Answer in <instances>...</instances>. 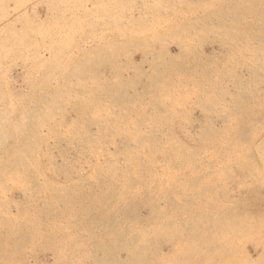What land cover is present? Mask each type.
<instances>
[{
	"label": "rangeland",
	"instance_id": "1",
	"mask_svg": "<svg viewBox=\"0 0 264 264\" xmlns=\"http://www.w3.org/2000/svg\"><path fill=\"white\" fill-rule=\"evenodd\" d=\"M234 2H236L237 5H239V4L245 5V4L253 3V4H251L250 8H248V10H246L247 9L246 8L244 13H243V14H245L244 17H246V18L243 21L245 23L244 24L245 26L243 25L244 27L241 28L242 30L241 29L239 30V28L238 29L234 28L232 30V32L236 36L233 33H231L229 30H224V29L219 28L220 22L218 21L219 23H217L216 22L217 20L214 21V18H213L216 16V14L220 16V14L222 13L221 15H223L225 10L229 6H231L232 4H235ZM254 5H255V8H254ZM252 8L254 9V12L252 11L253 10ZM249 10H251L253 13H251V11H250V14H249ZM198 17L199 18H205V20L207 19L205 22V26H203V30L198 29V31H197L194 29L192 30L191 27L187 28L189 26L188 25L189 23H187V22L189 20H192V19H194V20L198 19ZM263 17H264V0H0V108H1L0 109V182H2L0 184V191H1L0 192V200H1L0 201V264H50V263L51 264H56V263L57 264H63L61 261L58 262V260H60L61 256H62L60 254L61 252L59 251V247H61V245H63L61 248L67 247L69 249H72V248L74 249V246H76V245L78 246V247L76 246V248H75L76 250H78V253H77V251L70 252V254L67 252L66 253L67 257H70L68 255H71V258L72 257L73 258H79L82 256L81 255V253H82V254H84L82 257L86 258L85 262H87L88 264H94L93 262H95L97 259H99L98 261L101 262L99 264H103V263L105 264V263L109 262L107 260H110V257L112 255L111 254L109 255L105 249L101 250V248L103 247V243H104V246L107 247L109 245V247L112 248V246L114 245L113 241L117 240L118 238L121 240L122 235H123L122 240H126L128 237V239H127L128 241L131 239L130 240L131 242L136 243L137 240L140 238L141 232L146 233L145 237H147L148 239L144 237L145 241L150 240L149 242H152V243H149L147 241L148 246L153 247V248L147 247L148 248L147 249V256L155 253L154 254L155 256L152 255L151 258H150V256L147 257L146 264H159V263H161V264H264V100L262 101V98H264V85H261L262 83L258 82L264 76V74H262L263 71L262 72H260V70L258 71V69H260V67L262 66L261 64L264 65V61L263 62L262 61L260 62V60H259V62L256 61V63L257 62L259 63L258 64L259 68L256 66L257 64H255L253 66V64H251L249 62L250 63L249 65L251 67H253V70H255V72L251 71L252 69H250L249 72H251L250 75H252V76L246 75L248 73V68H250V66L247 67L248 64H246V59H248L249 56H250V58L248 60L252 59L250 54H252V56H253V52L251 50L255 51L256 45H255V47L251 46V47H253L251 49L249 46H247V44L244 41L241 42V41L236 39V38H238V36H239L238 34H240V32H244V33L247 32L248 29L246 26L250 25L252 23H253V25H255V23H256V25L259 24L258 26H259L260 30L264 31V28L261 29L262 25H264V20H263L264 18ZM256 19H257V21H256ZM251 20L252 21L254 20V21L252 22ZM262 20H263V22H262ZM258 21H259V23H258ZM212 24H214V25H212ZM216 24H218L217 27H216ZM180 25H182V26H180ZM184 25L187 27H185ZM208 25L209 26L211 25V26L208 27ZM181 27H183L184 30ZM184 27L187 28V30H185ZM212 27H213V29H211ZM244 28L246 29V31L244 30ZM188 29H189V32L192 34H190L189 32H188L189 35L187 34ZM206 30H208V31L210 30V31L208 32ZM238 30L240 32H238ZM199 31H202V32H200V34H199ZM212 31H215L217 34L215 32H212ZM251 31H253V30H251ZM254 31H256V29H254ZM262 31H261V33H262ZM177 32H179V33H177ZM196 33H198V34H196ZM230 33L233 36H231ZM187 35H188V37H186ZM200 35H201V37H199ZM262 35H263L262 36V39H263L264 32L262 33ZM190 36H191V39L189 40ZM192 36H194L195 38ZM234 36H235V38H234L235 41L237 40L235 42V44H233L234 42H232ZM173 37H174V39H173ZM186 38L188 41L186 40ZM176 39L179 42H177ZM180 40L185 41V44H184V42H181ZM230 40H231V42H230ZM190 41H191V44L189 43ZM243 42L246 45H244ZM179 43H180V45H179ZM193 43H194V45H193ZM225 43L227 45L229 44L230 46L229 45L227 46ZM182 44H184V46H182ZM231 44L234 47H232ZM231 48L232 49L237 48V49L231 50ZM111 50L112 51L114 50V53L111 52ZM234 50H235V52L238 51V53H236L238 55H236L235 52H233ZM244 50H246L247 52H245ZM190 51H192L191 53L193 55L190 53ZM94 52H96V53L94 54ZM97 53H98V55H97ZM241 53H243V55ZM102 54H103V56L101 57ZM206 54L208 56H206ZM232 54L234 56H231ZM245 54L246 55L248 54L249 56H246ZM263 54L264 53H262L261 56L264 58ZM92 55H94V56H92ZM254 55H255V53H254ZM95 57H97V58H95ZM207 57H209V58H207ZM186 58H188V59H186ZM230 58H232V59H230ZM195 59L198 60V62H196ZM235 59H239L240 62L235 60ZM86 61H87V63H86ZM201 61L203 63H200ZM205 61L207 63H205ZM232 61H234V62L236 61V63H234ZM84 62L86 64H84ZM237 62H239V64ZM154 63H155V66H157V67H155L156 69L154 68ZM182 63H183V65H182ZM216 63H218V64H216ZM78 64H83L86 67H87V65H90L87 69L89 71L85 72V74L82 75L83 77H81V76L78 77V75L74 76V75L79 73V70H78L79 65ZM104 64H106V65H104ZM158 64L160 65V67ZM167 64H169L167 66V69L169 67L168 70L166 69V67H164V65L166 66ZM176 64L178 65L177 66L178 68L176 67ZM181 65L183 67L184 72L186 71L185 73H183ZM240 65H241V67H240ZM161 66H163V67H161ZM255 66H256V69H254ZM245 67H247V68H245ZM114 68H115V71H114ZM160 68L163 69L162 70L163 72L160 70ZM71 69H76V70L72 71ZM109 69L113 70V71H109ZM116 69L118 72H116ZM261 69L264 70L263 66L261 67ZM178 70H181V71L179 72ZM158 71L160 74L158 73ZM211 71H213V72H211ZM257 71L260 72L259 73L260 78L259 77L257 78L255 75V74H257L256 73ZM71 72H74L73 75ZM113 72L116 75H114ZM188 72L191 75H189ZM204 72H206V73L204 74ZM143 73H144V75H143ZM235 73H236V75H235ZM95 74H96V76H95ZM151 74L153 77L150 76ZM197 74H199V75L196 76ZM203 74L205 76H202ZM186 75H187V77H185ZM218 75L219 76L221 75L222 78L221 77L218 78L219 77ZM245 75L247 77L244 80ZM253 75H254V77H253ZM115 76H116V78H115ZM192 76L193 77L196 76V77L193 78ZM215 76L217 77L216 79H215ZM223 76H224V78H223ZM225 76H228V77H225ZM75 77L77 78V80ZM122 77H123V80L121 79ZM172 77H173L174 83L176 82L175 83L176 88L173 85L174 84L173 81H171ZM190 77H191V79H190ZM199 77H200V79L203 78L201 80L202 82H199L200 81V79H198ZM229 77H230V79H229ZM242 77H243V81H245L244 83H246V85L245 84L242 85L239 83L240 80H242L241 79ZM248 77H250V80L247 79ZM80 78H83L81 80L83 82L84 89L85 88L87 89V87H89L88 90H90V88H94V86L97 84V82H99L100 85L104 84V85L110 86V87L107 86L108 88H110V90L108 91V92H110V94L113 90L118 89L117 91L120 90L119 92H117L118 95L119 94L123 95V97L125 95V98L127 97L125 103L123 102V104H125L124 107L127 105L126 108L122 107L123 104H120V106L117 105L118 107H116V105H112L110 103L105 102L102 104V106L104 107L102 109V112H107V111H108V113L113 112L114 116L118 117L120 119L124 116V118H122V119H124V120L126 119L125 121L131 126H134L131 124V122L134 123V122L138 121V122L144 123V124H141V126L143 125L144 128H154V126L157 125L155 127L157 129L167 130V128H168V130H170L173 127L171 135L173 134V137L177 136L176 139L178 140L177 142H178L179 147L182 145L180 147L181 149L179 147H177L178 156L176 158L178 160L175 162L174 161L175 159H174V160H172L174 162H170L171 159H165L160 154H157L154 156L155 159H153V161L146 162V164L144 163V165L142 164L144 167L141 165L142 168L140 171V175L138 173L136 177L132 176V175H131L132 177H130L129 175L127 176V174H123V176H120V178H119V180L121 179L120 181L114 182L112 180H108L107 181V182H109L108 184L106 181L102 183L101 180L106 178V177L104 176V178H103V176L101 177L97 173L91 174L90 172H85L84 174H82L81 171L77 173L76 170L78 169L77 171H79L80 169H82L84 162H82L81 160L79 162V160L76 156V153H75V149H73V148H75L73 146H76L78 143L77 141L75 142L76 136H74V135H76V131L78 130V126L83 123L84 119H83V116L81 114H80V116H78L79 113L77 110L74 109V107L73 108L71 107V105L75 106L77 103V102L75 104H73L74 102L72 103V100H73L72 97L76 96L77 94H74V92H71V90L76 91L78 89L77 91H82L83 87L80 88V85H79L80 84V82H79ZM152 78H153V80H152ZM237 78H240V79L238 80ZM71 79L77 85L75 83H73ZM114 79H116V80L114 81L115 83L113 84ZM155 79H157L158 81L160 80V81L157 82V80L155 81ZM194 79L195 80L197 79V80L195 81ZM221 79H223L224 83H227V84H223ZM227 79H229L228 80L229 82L227 81ZM231 79L234 82L237 81L235 83L236 86L240 85V87L238 86L239 90L241 89V91H239V93H241V95L239 94L240 97H238L236 95V94H238L236 92V91H238V89H237L238 87L235 86L234 82H232ZM215 80H216V82H215ZM218 80H220V81H218ZM254 80H255V82H254ZM110 81L112 82V84H110L111 83ZM178 81H179V83L180 82L183 83V85L181 84V86L185 87L184 89H182L183 87L180 86ZM191 81L193 82L194 85H192ZM250 81H252V82H250ZM120 82H122V83H120ZM149 82H150V84H149ZM165 82L167 83V85L165 84ZM184 82H186V83H184ZM194 82H196V85ZM218 82L219 83L221 82L222 83L221 86L222 87L225 86L226 88H222L223 90L222 89L217 90L216 87H214V86H217L216 83H218ZM125 83L128 85L130 84L129 86L128 85L125 86L126 90H125V88L123 89ZM210 83H211V85H210ZM68 84H70V85H68ZM142 84H144V85H142ZM147 84H149V85L147 86ZM231 84L235 88L231 87ZM249 84H250V86H249ZM71 85L73 88H74V86H76L77 88L75 87L74 89H72ZM119 85L121 87L116 88V86H119ZM135 85H136V87H135ZM150 86H151V88H149ZM168 86L170 87V90H168V88H169ZM189 86L190 87L192 86L191 89H193V90H191L189 88ZM208 86H209V88L213 89V92H211L212 91L211 89L207 88ZM67 87L68 88L70 87L71 89H68ZM134 87H135V89H134ZM177 87H179L182 90H180ZM196 87L199 90L198 92L196 90H194V89H197ZM202 87H203V89H202ZM121 88H122V90H121ZM171 88H173V89H171ZM227 88H228V90H227ZM67 89L69 91H67ZM177 89H179L181 92L184 90L185 92L183 91L181 93ZM208 89H209V91H208ZM251 89H252L253 93H252V91H250ZM262 89H263V91H262ZM214 90H216V91H214ZM256 90L259 91L260 93L257 92ZM121 91H123V94L120 93ZM223 91H226V92L224 93ZM243 91H244V93H242ZM254 91H256L255 94H254ZM70 92L72 93L73 96L70 94ZM108 92H106V93H108ZM177 92H179V94H177ZM186 92H188V93H186ZM196 92H197V94L198 93L201 94L203 100H205L204 98H206L205 101H207V102L203 101L200 98L201 97L200 94H198V96H196V94H195ZM215 92L220 94V95L218 96V94H215ZM222 92L224 93V95H222L223 94ZM229 92H230V94H227V95H229L231 98H230V101L228 103L229 98L225 94L229 93ZM232 92H234V93H232ZM106 93L103 92V95H106ZM165 93H168V94L165 95ZM174 93H176V94H174ZM205 93H207L209 96H212V98H214V99H211V97L208 98V95ZM231 93H232V95H231ZM262 93H263V96H262ZM170 94H172V95L174 94V96H172V98L174 97V99L168 98V100L171 101L168 104L169 101L168 100L164 101L163 97L170 95ZM182 94H183V96L184 95L185 96L183 97ZM189 94H190V96L192 94L191 98H190ZM202 94H204V96L206 95L207 97H204ZM144 95H146V97ZM68 96L71 99H69ZM129 96H130V98H128ZM133 96H134V99H132ZM137 96H138V98H137ZM143 96L145 98L142 99L141 97H143ZM222 96H224V97L226 96L225 100H227V101L223 100L224 101L223 102L222 99H224V98H221ZM236 96H237V98H236ZM246 96H247V98H246ZM255 96H256V98H255ZM259 96L262 98H260ZM62 97H63V99H62ZM170 97H171V95H170ZM217 97H218V99L220 101L219 103L221 105L220 104L217 105L218 104L217 103L218 102ZM219 97L221 98V100ZM232 97H234L233 98L234 100L232 99ZM242 97H245L247 99V101L249 100L248 102L250 104H247L246 101L241 100ZM188 98H190V99H188ZM235 98H236V100H235ZM257 98H258V100H256ZM259 98H260L261 102L259 101ZM53 99H55L56 101H54ZM136 99H138V100H136ZM181 99H182V101H181ZM197 99H199V100H197ZM46 100L47 101L51 100V101L48 103ZM69 100H71L70 104H69ZM160 100H163L165 102L163 105L164 109L166 108V105L168 108H166L165 110H162L163 109L162 106H160L159 108H156L159 105V102H161ZM215 100L217 102H215ZM139 101H142V102L140 103ZM197 101H198V103H197ZM236 101H238V102H236ZM44 102H45V104H44ZM53 102H54L55 106L52 104ZM199 102H200V104H199ZM153 103L155 104V106L151 105ZM174 103H176V104H174ZM204 103H207V104H204ZM251 103H253L254 105ZM56 104H58V105L56 106ZM59 104L61 106L63 104L64 105L61 108V106ZM148 104H150V105H148ZM234 104L235 105L237 104V105L235 106ZM129 105H130V109L133 108L132 110L128 109ZM137 105H138V107H137ZM238 105H240V106H238ZM43 106H44V108H42V110H41L40 108ZM49 106H50V108H49ZM51 106H53V109ZM111 107H112V109H111ZM143 107H145V108H143ZM204 107H205V109L209 108L208 109L209 111L208 110L204 111V109H203L204 112H202L201 108H204ZM232 107H233V109H232ZM135 108H136V110H135ZM178 108H179V110H178ZM224 108H228V109H224ZM229 108L231 110H229ZM34 109L37 111L34 112L35 111ZM43 109H45V110L47 109L46 110L47 112ZM113 109L115 110V112L117 114L114 113ZM119 109H121V111H123V112H121ZM140 109H141V111H140ZM172 109H173V111H172ZM144 110H146V112H144ZM166 110L169 113H167ZM170 110H171V112H170ZM176 110H178V111H176ZM42 111L43 112L45 111L44 112V114H46L45 116L42 114L43 113ZM119 111H120V113H119ZM147 111H149V112H147ZM230 111L232 113H230ZM49 112H51V113H49ZM11 113H12V115H11ZM165 113H167L166 114L167 116H165ZM203 113H205V114H203ZM207 113H210L209 116ZM225 113H226V116H225ZM229 113L231 114L230 117H228V115H227ZM134 114H136V115H134ZM154 114H156V115L154 116ZM232 115H234V116H232ZM133 116H135V117H133ZM145 116L149 117V118L152 116L153 118L151 117L150 119H148ZM154 117L156 120H154ZM165 117L168 119H170V118L173 119V120L170 119V122H171L170 124H169V120L166 119ZM73 118H74V120H72ZM75 118H77V119L75 120ZM134 118L137 121H135ZM223 118L225 120H223ZM152 119H153V121H152ZM160 119L162 120V123H161ZM191 119H193V120L191 121ZM209 119H211V121L213 120L211 122V124L214 122L212 125L216 124L215 126L217 129L225 128L226 127L225 122H227V119H228V121H229V119H230V121H232L234 119V122L237 121L238 124L233 125L234 127L231 125H228L226 128H229V126L231 129H235L236 128L235 126H238V127L240 126V127L236 128L235 132L233 131V132H229L230 134L227 133L226 135L225 134L220 135L219 139H223V141L225 142V143L220 144V142H223V141L218 140V138H215V135L213 137L211 135H209L211 138L209 136H207V138L209 140H206L207 139L206 135H208V134H206L207 133L206 131L209 130L207 128L210 126L209 125L210 123H208V125H207L208 127L206 126V124H207V122H210V121H208ZM150 120L152 123L150 122ZM157 120H159L160 122H158ZM189 120H190V122H189ZM21 121H22V123H21ZM167 121H168V123H167ZM222 121L224 122V124ZM31 122L33 123V125H31L32 124ZM37 122L38 123L41 122L43 124V126L39 125L40 123L37 124ZM192 122H194V123H192ZM195 122H197V123H195ZM155 123H157V124L155 125ZM189 123H190V125L187 126ZM70 124L72 127L70 126ZM152 124H154V125H152ZM182 124H184V125H182ZM23 125H25V127H24L25 129L23 128ZM29 125H30V127H29ZM34 125L40 126V127H36L35 130L36 131L40 130L41 132H43V134L40 133V131L38 132V133H40L43 140L40 138L41 143H40V141L36 142V143H32L33 141H31V143H30V141H29L28 144H33L32 145L33 151L31 152L30 149L28 150V154H29V157L27 158L28 160H26V163L22 165L20 163V161L17 162V160L20 159L19 158L20 152L18 151L16 146L24 143V141H25L24 136H25V134H26V136L28 135V133L25 131L30 130L31 128H33L32 126H34ZM44 126H45V128H44ZM203 126L205 127V130H206V131L204 130L205 132L203 131L205 133L204 134L205 135V141H202V140H204V135L202 136ZM215 126H213V128H215ZM198 127L201 128L202 133H199L200 129H198ZM190 129H191V131L189 133H186V131L188 132ZM53 130H55V132ZM194 132L198 133V134H196L197 137H199V134H200V137H199L201 139V140L199 139L200 141L196 140L198 138L195 136ZM45 133H47V134L45 135ZM57 134L59 137L57 136ZM189 134L191 136H189ZM228 135H230V137ZM56 136L61 141L57 140ZM188 136L192 137V138H188ZM66 137H67V139H65ZM63 139H65L66 143L64 142ZM68 139L69 140L72 139V141H69ZM190 139L192 142L191 141L189 142ZM19 140L20 141L22 140V141L19 142ZM182 140L185 141V143L181 142ZM15 141H16V143H15ZM194 141L197 143H193ZM192 143H193V145H192ZM34 145H37V147ZM212 145H213V147H212ZM38 146H39V148H38ZM33 147H35V148H33ZM192 147H194V148L192 149ZM223 147H224V149L226 147V150H224ZM188 149H190V150H188ZM202 149H204V150H202ZM211 149L212 150L214 149V152H216V155L214 154V152ZM217 149H218V151H217ZM34 150H36L35 152L37 153V156H35L36 153H35V155H33ZM39 150H40V153H39ZM45 150L50 151L54 156L52 154L50 155L49 152H48V154H47V152H46V154H44ZM62 150H63V152H62ZM67 150L70 153L67 152ZM209 150H211V152ZM29 151L31 152V155H30ZM60 151H61V154L63 153L62 154L63 157L61 156V154H59ZM71 151L74 154L71 153ZM188 151H190L191 153ZM206 151L208 154L206 153ZM223 151H225V154L227 155V157H225L226 155H224ZM226 152H228V153H226ZM183 153H184V155H186V158L183 155ZM217 153L220 155H218ZM206 154H207V156H206ZM241 154H242V156H241ZM16 155H18V157ZM44 155L46 156V158ZM47 155H49L48 158H47ZM64 155L66 157L65 160H63ZM243 155H245V157H243ZM50 156L52 158H50ZM56 156L57 157L59 156L62 159H60L59 157L56 158ZM215 156L219 159H217ZM30 157H32V158H30ZM54 157L57 160H52ZM182 157H183V159H182ZM221 157H223V158H221ZM228 157L230 159H228V161H227L226 159ZM12 158H14L15 160ZM42 158H44V159L42 160ZM159 159H161L163 161H161ZM220 159H222V160H220ZM235 159H236V161H235ZM240 159H242V160L244 159L243 161L245 163ZM49 160H51V161H49ZM164 160L165 161L168 160V162L166 163ZM238 160H239V162H238ZM28 161L30 162L31 166L29 165ZM68 161H70V162H68ZM219 161H221L222 163ZM229 161H230V164H229ZM47 162H49V163L53 162V163L48 165L49 163H47ZM72 162H76V163L74 164ZM78 162L80 163V165H78ZM177 162H179V163H177ZM231 162H232V164H231ZM44 163H46V164H44ZM59 163H61V164H59ZM63 163L64 164L67 163L68 166L63 165ZM71 163L73 164V166H71V167L75 166L76 170H75V168L69 169V167H70L69 164H71ZM216 163H218L219 165ZM43 164L46 166V168L44 166L45 169H43ZM55 164H57L58 166L55 167ZM81 164H82V166H81ZM224 164H225V166H223ZM25 165L26 166L28 165V166L26 167ZM32 165L34 167H32ZM60 165H62L63 168H65L66 166L67 167L64 170L63 169L59 170L60 168H62V167H59ZM161 165H163V166H161ZM169 165L171 166L172 169L170 168ZM229 165H230V167H229ZM11 166H12V168H11ZM18 166H20V167H18ZM159 166H161V167L159 168ZM173 166H174V168H173ZM215 166H216V168H215ZM16 167H17V169H15ZM47 167H49V171H47L48 170ZM53 167H55V170L53 169ZM165 167H167V168H165ZM168 167L171 170H169ZM175 167H176V170H175ZM29 168H30V170H29ZM56 168L57 169L59 168L58 173L61 175H58V173H56L57 172ZM161 168H162V170L164 169L163 172H162V170H160ZM180 168H181V170H180ZM23 169L24 170L26 169L25 172ZM15 170H17V171H15ZM21 170H23V171H21ZM53 170H54V172L52 174ZM69 170H71V171H69ZM144 170H146V171H144ZM168 170H169V172H168ZM220 170L224 174H222ZM28 171L30 173L31 172L32 173L30 174ZM36 171H38V172H36ZM214 171H219L220 173L216 172L217 174L214 175L213 174V173H215ZM5 172H7L8 174ZM9 172H10V176H9ZM27 172H28V174H26ZM48 172H50V173H48ZM66 172H67V174H65ZM72 172H73V178L74 179L70 178V177H72ZM170 172L171 173L173 172V173L171 174ZM18 173H20L19 176H18ZM75 173H77V174H75ZM79 173H81V174H79ZM141 173L143 176L141 175ZM168 173L174 177H172ZM13 174H14V176H13ZM25 174L29 175V176H26ZM40 174L43 175L44 178L43 177L40 178L41 177ZM49 174H50V176H49ZM70 174H71V176H70ZM177 174H179V175H177ZM30 175H31V177L32 176L36 177L37 181L35 179H34L35 181L32 180ZM45 175H46V177L48 175V177L46 178ZM51 175H53V176H51ZM56 175H58L57 176L58 180H56L57 179ZM154 175H156V176H154ZM78 176H80V177H78ZM140 176H141V178L144 177V179L139 178ZM151 176H152V178H154L153 179L154 181H152ZM178 176H179V178H177ZM218 176L221 177L220 180L222 179L221 183H220L219 179H217ZM9 177L11 179H15V178L19 177L18 179H15L19 183L15 182L14 180L9 179ZM20 177H22V180ZM49 177H52V181ZM68 177L70 180L67 179ZM133 177L135 180L137 178V180L133 181ZM159 177H161V178H159ZM26 178H28L30 181ZM38 178H39V182H38ZM108 178H110V177L107 176L106 179H108ZM155 178H157V179H155ZM23 179H25V180H23ZM47 179H49L48 182H47ZM97 179L98 180L100 179V180L97 181ZM127 179H128V182H130L129 183L130 185L126 181ZM42 180H44V181H42ZM74 180H76L77 182ZM84 180H86L85 181L86 183L84 182ZM124 180L126 183L124 182ZM141 180H142V182H141ZM157 180H158V182H157ZM172 180L174 182L178 180L177 182L179 184L174 183ZM12 181H13V183L14 182L15 183L13 184ZM26 181L29 183L27 184ZM32 181L34 183L36 182L37 184L33 183V186H32V183H31ZM45 181L48 184H45L46 183ZM50 181L54 182V184L50 183ZM42 182H44L45 186L41 185V187H43L41 189V187L38 185V183L43 184ZM68 182H69V186H68ZM123 182L126 185H124ZM138 182L141 183L140 186H139ZM3 183H5V184H3ZM22 183L24 185L26 183V185H25L26 188H24L25 186ZM114 183H115V185H114ZM136 183H138V184H136ZM210 183H211V185H210ZM218 183H219V185H218ZM17 184H19V185L22 184L21 185L22 188L18 187L19 185H17ZM55 184L57 186L60 185L59 189L57 186H55ZM75 184L77 185L76 187H75ZM109 184H111L113 187L110 186ZM134 184H136V185H134ZM154 184H156V185H154ZM1 185H3L4 187ZM15 185H17V186H15ZM27 185H29V186H27ZM35 185L36 186L38 185L39 187H35L36 188L35 189L34 188ZM49 185L52 186V188H54L53 189L54 191L51 190L52 192H57L56 194L59 193L57 195V197L62 196L65 199H68V198L70 199L71 194L77 195V199H78V201H80V203L78 204L79 206L89 204L88 201L85 200V197H84L89 192L90 193L93 192L94 193V194L92 193L93 197H95L94 195H97V198L102 200V201L97 200L95 205L93 204L95 207L97 206L96 208H94V210L96 212L95 211H94V213L92 212L90 218H85L86 215L83 214L81 211H77L80 213L77 214V217L72 218L71 217L72 213L70 211V207H68L69 208L68 209L65 206L66 208L62 209V208H64V205H61V207H59L57 209L58 211H61V212H58L57 210L54 211L55 214H54V212H52V214L55 218L52 216V214L50 216H47V217L45 216V219L47 218V221L44 222V225H45L47 231H45V236L42 239H40L39 236H36L34 238L33 242H31L30 240L28 241V238H26L28 236V232H26V234H27L26 235L25 230H24V232L21 230H19V231L16 230V232H12L13 231L12 227L19 228V227H23L24 225H25L24 228H27V230H28V226L30 224L29 222L33 220L32 218H34L35 215H37L35 217L38 218V213L36 212V214H35L32 211V208H29V207H31V204L34 206H35V204H36V206L38 205V202L36 200L34 202V200H32L31 197H34L36 199L38 198L37 200H40L43 197L46 198L47 192L49 190L47 188V186H49ZM102 185H105V186H102ZM141 185L142 186L147 185V186H145L144 187L145 189H144L141 187ZM99 186L104 187L105 191H107L109 189H110L109 191H111L112 188H114V190L117 189V191L115 190L117 193H116L115 197L113 198V202L111 199L104 200V199H101V197L99 198L98 195L100 194V189H101V188H99ZM116 186L118 188H116ZM128 186H133V187H128ZM215 186H217V189H215L216 188ZM1 187H3L2 190H1ZM5 187H7L9 189V191L7 188L4 189ZM9 187H11V188H9ZM29 187L31 190L29 189ZM45 187H46V190H45ZM64 187H65V189H64ZM73 187H74V189H73ZM123 187H125V188H123ZM126 187H128L129 189ZM152 187L154 190L152 189ZM70 188H72L73 190ZM23 189L29 190V191H27L28 193L26 192L27 198L24 197L23 192L25 190H23ZM43 189H44V193H42ZM97 189H99V190H97ZM130 189H131L130 192H132L133 194L131 193L129 196V193H130L129 190ZM148 189L150 192L148 191ZM21 190L23 191L22 193H21ZM33 190H35V191H33ZM64 190H65V192H64ZM144 190H145V193L148 194V195L147 194L145 195V193H144L145 197L143 195ZM66 191H68V192H66ZM74 191H75V193L78 191H79V193L84 192L83 198H82L81 194H79V193L75 194ZM4 192H6V193H4ZM7 192H9V193H7ZM96 192H97V194H96ZM121 193H123V195L125 194V197L124 196L121 197L120 196ZM200 193L202 194V196H200L201 195ZM2 194L3 195L5 194V195L1 196ZM29 194H31V195H29ZM37 194L40 196L38 197ZM43 194H44V196H42ZM68 194H70V195L68 196ZM179 194H181V197ZM183 194H185V196ZM192 194H193V196H192ZM195 194H198V196ZM28 195L30 198H28ZM66 195H67V197H65ZM175 195H176L177 199H176ZM186 195L188 197L189 196H191V197L188 198ZM126 196H128V197L126 198ZM150 196L152 198H150ZM192 197H194L193 198L194 200L192 199ZM195 197L196 198L198 197L199 200H198V198L196 199ZM129 198H130V200H131V198L132 199L134 198V199H133V201L132 200L130 201ZM149 198L151 200L153 198L154 199H153V201H150ZM10 199H11V201H10ZM27 199H29L30 202ZM122 199H123L124 203L120 202V201H122ZM126 199L128 200V202ZM4 201L5 202L7 201V202L5 203ZM9 201L12 203H10ZM22 201L25 203L24 205H23ZM26 201L29 202V204ZM143 201L145 202V204H143L144 203ZM148 201L151 203H149ZM133 202H135V203H133ZM152 202L154 204L157 203V205L155 204V206H157V207L160 206V208L158 207V210H156V207L154 206V204ZM164 202H165V205H164ZM185 202L188 206L185 205ZM13 203H15V204H13ZM20 203H22V205ZM107 203H110V204L115 203V204H113L114 206L113 205L110 206ZM116 203H117V205H116ZM118 203H121V204H118ZM132 203H133V205H132ZM173 203H176L178 207L176 206V204L174 205ZM2 204H3V206L4 205L5 206L3 207ZM6 204L8 205V207L6 206ZM140 204H141V206H140ZM150 204H151V206H150ZM152 204H153V207H152ZM181 204L183 206L185 205L187 207H183ZM14 205L18 207V208H16L17 210H15ZM19 205H21L20 206L21 209H20ZM122 205H123V207H121ZM26 206L28 209H26ZM135 206L137 209L134 208ZM174 206H176V207H174ZM23 207H25V208L23 209ZM108 207H110V208H108ZM112 207H114L113 210H112ZM115 207L117 208V211H116ZM104 208H108V209L106 210ZM119 208H121V209H119ZM138 208H139V211H138ZM143 208H145L146 211L143 210ZM29 209H30L31 216L29 214V211H27ZM181 209H182V211H181ZM66 210H68V212H66ZM109 210L111 211V213H109L110 212ZM149 210H151L152 212ZM10 211H12V212H10ZM69 211L71 214L69 213ZM118 211H119V213H118ZM135 211L137 213H135ZM148 211H149V213H148ZM156 212L159 214L156 215ZM25 213H28L27 216L25 215ZM32 213H34L35 215ZM112 213H113V215H112ZM114 213L116 214V216ZM132 213H133V215H132ZM138 213L140 214L139 217L136 215ZM154 213H155V215H154ZM102 214H103V216H102ZM148 214H150V216ZM32 215H34V216H32ZM81 215H83L84 217H82ZM96 215H97V217H96ZM134 215L137 217H135ZM51 216H52V218H51ZM109 216L111 217V219H108ZM113 216H114V218H113ZM117 216H120V217H117ZM140 216L142 217L141 220H140ZM145 216H147L148 218ZM158 216H160V217H158ZM22 217H23V219H22ZM62 217H63V219H62ZM103 217H104V219H102ZM143 217H144V219L147 218L146 222H144ZM26 218H28V219H26ZM29 218H31V219H29ZM37 218H35L34 222H38V221H36ZM119 218H120V220H119ZM134 218L135 219L139 218L138 219L139 221L137 222V219L133 221ZM21 219L23 220V222ZM59 219H62V220H59ZM72 219H74V221H76L75 223L77 224V227H76L77 229L75 228L73 231L71 229L69 231V229H68L66 235H58V233H56V227H58L59 225H64L67 227V225L69 224V220H72ZM78 219H79V221H78ZM93 219H94V221H93ZM95 219H96V221H99V222H96ZM24 220H25V223H24ZM109 220L111 222H109ZM115 220L118 222H116ZM188 220H190L189 223H188ZM194 220L196 222H194ZM20 221H21V224L24 223L23 226H21ZM55 221H56V223H55ZM85 221H86V223H85ZM106 221H107V223H106ZM114 222H116V223H114ZM119 222H121V223H119ZM134 222L136 223V226H137V224L139 225V223L141 225V222H142V225L141 226L139 225V226H137L138 228H136ZM45 223H47V224H45ZM97 223L100 226H98ZM117 223H119V224H117ZM190 223L192 226L194 225V227H192L190 225ZM56 224H58V225H56ZM89 224H90V226H89ZM143 224L144 225L146 224L147 226L145 225L146 227H144ZM94 225H96V226H94ZM186 225L189 228V229L187 228L188 232H187V230H185L187 227ZM88 226H89V228H88ZM210 226H212L213 228H211ZM9 227H10V229L12 228L11 229L12 231L11 230L9 231ZM178 227L181 231H179ZM135 228L138 229L139 231L136 230ZM171 228H173L174 230ZM193 228L195 229L194 231H193ZM51 229H53V230L51 231ZM91 229H93V231ZM147 229L149 230V232L147 231ZM113 230L115 231L114 233H113ZM85 231H86V233H88V231H89L88 234L89 235L92 234L91 236L95 235V236H93L95 239L93 237H91L90 239L86 238L88 235L85 233ZM116 231H118L119 233H117ZM81 232L83 234L85 233L84 236H83V234H81ZM106 232L109 235L107 237L108 239L106 238V236H107ZM155 232H157V233H155ZM73 233L74 234L77 233V236H74ZM103 233H105V234H103ZM115 233H116V235H115ZM101 234H102V236H101ZM162 234H164V235H162ZM177 234L182 235V236L179 235V237H181L180 239H179ZM188 234H189V236H187ZM70 235H71V237H70ZM199 235L200 236L202 235V236L200 237ZM64 236H65V239L67 241L64 239ZM72 236L74 237V239ZM162 236H164V237H162ZM196 236H197V240H195ZM56 237L58 238V240L60 239L59 241H60L61 245L58 243V240ZM59 237H61V238H59ZM62 237H63V240H62ZM76 237H78L80 240L82 239L83 242H82V240L81 241L79 240V242H78V238L76 241V239H75ZM153 237L155 239H153ZM159 237L162 238V241ZM67 238H69V239H67ZM98 238H99V240L100 239H103V240L99 241ZM109 238H111L112 240ZM157 238L160 240H158ZM140 239L142 240V238H140ZM164 239H166V240H164ZM186 239H187L186 243L188 242L187 244L189 246L186 245V243H184ZM189 239L192 241V243H193V241L194 242L196 241V242L191 244V241H189ZM89 240L91 243L89 242ZM91 240H94L95 244L98 242L97 245H95L94 242ZM163 240L165 243L163 242ZM170 240H172V241H170ZM175 240H177V241L175 242ZM199 240L203 245L200 242H198ZM202 240L206 243H204ZM214 240L217 241V243H215ZM220 240H222L223 242ZM54 241H56L57 243H54ZM218 241H220L219 246H218ZM68 242H70V243L67 244ZM71 242H73V243L76 242V243L71 244ZM105 242H106V244H105ZM154 242H155L156 246H155ZM158 242H159V245H157ZM177 242H179V243H177ZM107 243H108V245H107ZM167 243H168V245H167ZM207 243L213 244V245L209 246V244H207ZM51 244L53 245L54 248L52 247ZM78 244L80 246H82L84 250L82 249V247H79ZM90 244L92 247L90 246ZM151 244L152 245L154 244V245L152 246ZM85 245H87V246H85ZM116 245H117V243H116ZM116 245L113 246V248L115 247L114 251H115L116 257L119 254V257L124 259V257L126 256V251L124 253L121 250L119 251V249H121V248L118 245L117 246ZM177 245H179L181 248L178 247ZM192 245L194 248L192 247ZM216 245L218 246V248ZM158 246H159V248H158ZM173 246H175L174 249L176 248V250L177 249L180 250L185 255L181 254V252H179L177 250L176 254L179 253V254H177V256H181V258L178 257V259H177L176 258L177 256L174 255L175 252L173 251ZM183 246H187V247H183ZM49 247H50V249H49ZM106 247H104V248H106ZM94 248H96V249H94ZM160 248H162V249L160 250ZM196 248H197L196 251L199 252L200 255H199V253L198 254L196 253L197 255H195V254L191 255L189 251L191 249L195 250ZM55 249H57L58 252ZM87 249H88V251H86ZM89 249H92V250H90V252L92 251L91 253H89ZM93 249H94V251H93ZM152 249H153V251H151ZM154 249L157 252L159 250L160 251L158 253H156V252H154L155 251ZM186 249H188V250H186ZM82 250L85 253L81 252ZM117 250L119 251V253ZM198 250H200V251H198ZM206 250L207 251L209 250V251L207 252ZM95 251H97V252H95ZM105 251H106V253L104 254ZM149 251L152 253L150 254ZM184 251H186V252H184ZM100 252L101 253L103 252V253L101 254ZM167 252L170 255H172V257L169 256ZM75 253L80 254V255L78 256ZM161 253L162 254L165 253L164 256H162ZM208 253H209V255H208ZM54 254L56 256H53ZM85 254L88 257H86ZM160 254H161V256H160ZM63 255H65V254H63ZM89 255L94 257L96 260L93 261V258L91 256L89 257ZM107 255H109V256H107ZM165 255H166V257H165ZM187 255L189 256V258H187L188 257ZM201 255H204L203 257L204 258L206 257V258L205 259L202 258ZM168 256L171 258L168 259ZM53 257L55 259L59 257V259L55 260V259H53ZM161 257H163V258H161ZM182 257H183V259H182ZM83 258H80V259H83ZM103 258L107 262H104ZM87 259H89V260H87ZM150 259H151V261H150ZM170 259H172V260H170ZM192 259H193V261H192ZM69 260H70V258H69ZM51 261H54V262H51ZM110 261H112V259ZM95 264H97V263H95Z\"/></svg>",
	"mask_w": 264,
	"mask_h": 264
},
{
	"label": "bare ground",
	"instance_id": "2",
	"mask_svg": "<svg viewBox=\"0 0 264 264\" xmlns=\"http://www.w3.org/2000/svg\"><path fill=\"white\" fill-rule=\"evenodd\" d=\"M235 4H232L231 6H229L226 10H225V12L223 13V15H221L220 14V16L219 15H217L216 14V16L215 17H213L214 18V21L215 20H217L216 22L217 23H219V25H220V27L219 28H221V29H224V30H229L231 33H233L232 32V30L234 29V28H239V30L242 28V27H244L245 25V23L243 22L244 21V19L246 18V17H244V15L245 14H243L244 13V11H245V9L246 10H248V8H250V6H251V4H253V3H249V4H245V5H241V4H239V5H237L236 4V2H234ZM254 8H255V5H254ZM253 9V8H252ZM258 9V8H257ZM250 11L251 10H249V14H250ZM253 12H254V9L252 10ZM251 11V13H253ZM258 11V10H257ZM219 13V12H218ZM247 16V15H246ZM264 18V17H263ZM262 19V18H261ZM207 20V19H206ZM206 20H205V18H199L198 17V19H192V20H189L187 23H189L188 25V27L187 26H185V27H187V28H190L191 27V29L193 30H197L198 31V29L199 30H203V26H205V22H206ZM250 20V19H249ZM264 20V19H263ZM263 20H262V22H263ZM219 21V22H218ZM252 21V20H251ZM254 21V20H253ZM252 21V22H253ZM256 21H257V19H256ZM260 21V20H259ZM259 21H258V23H259ZM215 22V23H216ZM249 22V21H248ZM261 22V21H260ZM251 23V22H250ZM249 23V24H250ZM262 24V23H261ZM212 25H214V24H212ZM217 25L218 24H216V27H217ZM244 25V26H243ZM259 25V24H258ZM258 25H256V23H255V25H253V23L252 24H250V25H247L246 27H247V32H240L239 30H238V32H240V34H238L239 36H238V38H236L237 40H239V41H244L246 44H247V46H249L251 49L253 48V47H255V45H256V48H255V51H253V50H251L252 52H253V56H252V54H250L251 55V60H248L249 58H250V56L247 54H245L246 56H249L248 57V59H246V64H248L247 65V67L248 66H250L249 64L251 63V64H253V66L255 65V64H257L256 66L258 67V62H259V60H260V62L262 61H264V58L261 56L262 55V53H264V37H263V39H262V33L264 32V31H262V30H260V28H259V26ZM180 26H182V25H180ZM211 26V25H210ZM209 25H208V27H210ZM184 27V28H185ZM215 27V28H216ZM245 27V28H246ZM261 27V26H260ZM182 29H183V27H181ZM187 28H185V30H187ZM244 28V30L246 31V29ZM264 28V25H262V28L261 29H263ZM181 29V30H182ZM211 29H213V27L211 28ZM217 29V28H216ZM215 29V30H216ZM253 30V31H251V30ZM254 29H256V31H254ZM184 30V29H183ZM219 30V29H218ZM242 30V29H241ZM174 31V30H173ZM206 31H208V30H206ZM210 31V30H209ZM208 31V32H209ZM261 31H262V33H261ZM183 32V31H182ZM185 32V31H184ZM188 32H189V29H188V31H187V34H188ZM193 32V31H192ZM195 32V31H194ZM200 32H202V31H199V34H200ZM212 32H215V31H212ZM237 32V33H238ZM177 33H179V32H177ZM190 33V32H189ZM216 33V32H215ZM231 33H230V35H231ZM236 33V34H237ZM185 34V33H184ZM190 34H192V33H190ZM196 34H198V33H196ZM217 34V33H216ZM234 34V33H233ZM189 35V34H188ZM188 35L186 36V37H188ZM235 35V34H234ZM175 36V35H174ZM198 36V35H197ZM231 36H233V35H231ZM236 36V35H235ZM235 36L233 37V41L232 42H234L233 44H235V42L237 41H235ZM176 37V36H175ZM192 37H194V36H192ZM199 37H201V35L199 36ZM195 38V37H194ZM173 39H174V37H173ZM191 39V36H190V38H189V40ZM193 39V38H192ZM177 40V39H176ZM184 40V39H183ZM186 40H187V38H186ZM194 40V39H193ZM181 41V40H180ZM188 41V40H187ZM195 41V40H194ZM193 41V42H194ZM177 42H179L178 40H177ZM181 42H184V44H185V41H181ZM224 42V41H223ZM230 42H231V40H230ZM243 42V43H244ZM190 44H191V41L189 42ZM244 43V45H246ZM259 43V44H258ZM178 44V43H177ZM184 44H182V46H184ZM223 44V43H222ZM226 44V43H225ZM179 45H180V43H179ZM193 45H194V43H193ZM227 45V44H226ZM229 45V44H228ZM227 45V46H228ZM232 45V44H231ZM242 45V44H241ZM224 46V45H223ZM230 46V45H229ZM237 46V45H236ZM251 46H253V47H251ZM226 47V46H225ZM232 47H234L233 45H232ZM246 47V46H245ZM244 47V48H245ZM189 48V47H188ZM187 48V49H188ZM248 48V47H247ZM182 49V48H181ZM184 49V48H183ZM229 49V48H228ZM227 49V50H228ZM233 49H235V48H233ZM232 48H231V50H233ZM237 49V48H236ZM235 49V50H236ZM242 49V48H241ZM107 50V49H106ZM185 50V49H184ZM230 50V51H231ZM235 50L233 51V52H235ZM247 50V49H246ZM246 50H244L245 52H247ZM93 51V50H92ZM96 51V50H95ZM188 51V50H187ZM241 51V50H240ZM102 52V51H101ZM111 52H113L114 53V50L112 51L111 50ZM159 52V51H158ZM192 51H190V53H191ZM92 53V52H91ZM96 52H94V54H95ZM236 53H238V51H236L235 52V54ZM254 53H255V55H254ZM93 54V53H92ZM181 54V53H180ZM192 54V53H191ZM234 54V53H233ZM231 55V56H234V55ZM242 55H243V53H241ZM97 55H98V53H97ZM96 55V56H97ZM106 55V54H105ZM193 55V54H192ZM204 55V54H203ZM236 55H238V54H236ZM264 55V54H263ZM85 56V55H84ZM88 56V55H87ZM92 56H94V55H92ZM103 56V54L101 55V57ZM206 56H208L207 54H206ZM230 56V57H231ZM89 57V56H88ZM91 58V57H90ZM95 58H97V57H95ZM185 58V57H184ZM189 58V57H188ZM188 58H186V59H188ZM207 58H209V57H207ZM211 58V57H210ZM176 59V58H175ZM197 59V58H196ZM195 59V60H196ZM230 59H232V58H230ZM100 60V59H99ZM235 60H237V61H239V59H235ZM245 60V59H244ZM203 61V60H202ZM200 62V63H203V62ZM248 61V62H247ZM256 61H258L257 63H256ZM119 62V61H118ZM165 62V61H164ZM185 62V61H184ZM195 62V61H194ZM196 62H198V60H196ZM195 62V63H196ZM213 62V61H212ZM232 62H234V61H232ZM240 62V61H239ZM239 62H237L238 64H239ZM250 62V63H249ZM255 62V63H254ZM86 63H87V61H86ZM85 62H84V64H86ZM205 63H207L206 61H205ZM209 63V62H208ZM234 63H236V61L234 62ZM242 63V62H241ZM89 64V63H88ZM93 64V63H92ZM96 64V63H95ZM170 64V63H169ZM169 64H167L166 66L164 65V67H166V69H167V66L169 65ZM216 64H218V63H216ZM245 64V65H246ZM261 64V63H260ZM79 65V66H78ZM77 66H78V70H79V73L78 74H76V75H74V76H77L78 75V77H83L82 75H84L85 74V72H87V71H89V70H87L88 69V67L90 66V65H87V67L85 66V65H83V64H78ZM104 65H106V64H104ZM159 65V64H158ZM173 65V64H172ZM180 65V64H179ZM182 65H183V63H182ZM182 65H181V67H182ZM185 65V64H184ZM244 65V64H243ZM262 66H263V69H264V65L263 64H261ZM76 66V67H77ZM178 65L176 64V67H177ZM201 66V65H200ZM256 66H255V68L254 69H256ZM260 66V65H259ZM261 66V67H262ZM111 67V66H110ZM155 67H157V66H155V63H154V68ZM159 67H160V65H159ZM158 67V68H159ZM161 67H163V66H161ZM205 67V66H204ZM239 67V66H238ZM240 67H241V65H240ZM247 67H245V68H247ZM261 67H260V69H258V71L260 70V72H262V74H264V70H262L261 69ZM104 68V67H103ZM178 68V67H177ZM176 68V69H177ZM180 68V67H179ZM200 68V67H199ZM243 68V67H242ZM259 68V67H258ZM93 69V68H92ZM156 69V68H155ZM168 69H169V67H168ZM167 69V70H168ZM250 69H252L251 71H253V72H255V70H253V67H251L250 66V68H248V73L246 74V75H249V76H252V75H250L251 74V72H249V70ZM72 71H74V70H76V69H71ZM77 70V71H78ZM95 70V69H94ZM108 70V69H107ZM160 70L162 71L163 69L162 68H160ZM165 70V69H164ZM109 71H113V70H110L109 69ZM114 71H115V68H114ZM121 71V70H120ZM119 71V72H120ZM174 71V70H173ZM179 72L181 71V70H178ZM182 71H183V73H185L184 72V70H183V67H182ZM204 71V70H203ZM206 71V70H205ZM256 72L257 74H255L256 75V77L258 78H260V72ZM116 72H118L117 71V69H116ZM115 72V73H116ZM163 72V71H162ZM177 72V71H176ZM207 72V71H206ZM206 72H204V74L206 73ZM211 72H213V71H211ZM72 73V75H73V73L74 72H71ZM111 73V72H110ZM124 73V72H123ZM148 73V72H147ZM158 73H159V71H158ZM169 73V72H168ZM182 73V74H183ZM189 73V72H188ZM105 74V73H104ZM103 74V75H104ZM112 74V73H111ZM113 74H114V72H113ZM160 74V73H159ZM175 74V73H174ZM173 74V75H174ZM179 74V73H178ZM187 74V73H186ZM196 74V73H195ZM200 74V73H199ZM199 74H197L196 76H198ZM202 75V76H205V75ZM209 74V73H208ZM242 74V73H241ZM240 74V75H241ZM87 75V74H86ZM114 75H116V74H114ZM143 75H144V73H143ZM142 75V76H143ZM169 75V74H168ZM177 75V74H176ZM189 75H191L190 73H189ZM188 75V76H189ZM207 75V74H206ZM210 75V74H209ZM235 75H236V73H235ZM245 75V78H244V80L246 79V76ZM95 76H96V74H95ZM123 76V75H122ZM150 76H152V74L150 75ZM180 76V75H179ZM183 76V75H182ZM195 76V77H196ZM219 76V75H218ZM232 76V75H231ZM230 76V77H231ZM106 77V76H105ZM111 77V76H110ZM124 77V76H123ZM123 77L121 78L122 80H123ZM153 77V76H152ZM185 77H187V75L185 76ZM193 77V76H192ZM195 77H193V78H195ZM221 77V75L218 77V78H220ZM225 77H228V76H225ZM230 77H229V79H230ZM236 77V76H235ZM253 77H254V75H253ZM76 78V77H75ZM107 78V77H106ZM113 78V77H112ZM115 78H116V76H115ZM175 78V77H174ZM205 78V77H204ZM217 77L215 76V79H216ZM222 78V77H221ZM223 78H224V76H223ZM234 78V77H233ZM81 79H83V78H80V88L81 87H83L82 88V91H77L76 89V91H74V90H71V92H74V94H77L76 96H73L72 95V93L70 92V94L73 96L72 97V103L73 104H75L76 102V105L75 106H73V105H71V107L73 108L74 107V109L75 110H77L78 111V113H79V115L78 116H80V114L83 116V119H84V121H83V123L81 124V125H79L78 126V130L76 131V135H74V136H76V138H75V142L77 141L78 143H77V145L76 146H73V147H75V148H73V149H75V153H76V156H77V158H78V160H79V162H80V160L82 161V162H84L83 163V166H82V164H81V166H82V169H80L79 171H77L76 170V168H75V166L74 167H71V166H73V164L72 163H76V162H72L71 164H69L70 165V167H69V169H74L75 168V170H76V172L78 173V172H80L81 171V173L82 174H84L85 172H90L91 174H99V176H103V178H104V176L107 178V176H109L110 178H108V179H106V178H104V179H102L101 181H102V183L103 182H107L108 180H112V181H114V182H117V181H120L119 180V178H120V176H123V174H127V176L129 175L130 177H132V176H137V174L139 173V175H140V171H141V168H142V166L144 165V163L146 164V162H151V161H153V159H155L154 158V156L155 155H157V154H160L161 156H163V158H165V159H171V161L170 162H176L178 159L176 158L177 156H178V149H177V147H179V145H178V140L176 139V137H173V134L171 135V132H172V128L170 129V130H168V128H167V130H162V129H157V128H155L157 125V123L158 122H160L159 120H157L158 122L157 123H155V125L156 126H154V128H144V126L142 127L141 126V124H144V123H142V122H138L135 118V121H137V122H131V124L132 125H134V126H131V125H129L124 119H122V118H124V116L120 119V118H118V117H115L114 116V114H113V112L112 113H108V111L107 112H102V109L104 108L103 106H102V104L103 103H110V104H112V105H116V107H118L117 105H119L120 106V104H123V102L125 103V101H126V99H127V97L125 98V95H124V97H123V95H118V93L117 92H119V91H117L118 89H115V90H113L112 92H111V94H110V92H108L109 90H110V88H108V87H110V86H108V85H104V84H101L100 85V83L99 82H97V84L94 86V88H90V90H88V88L89 87H87V89L85 88L84 89V85H83V82H82V80ZM108 79V78H107ZM110 79V78H109ZM165 79V78H164ZM169 79V78H168ZM171 79V78H170ZM187 79V78H186ZM190 79H191V77H190ZM198 79H200V77L198 78ZM203 78H201L200 79V81L199 82H202L201 80H202ZM207 79V78H206ZM212 79V78H211ZM229 79H227V81L229 80ZM238 80L240 79V78H237ZM242 80H240V84H245L246 85V83H244L245 81H243V77L241 78ZM247 79H249L250 80V77H248ZM72 80V79H71ZM75 80V79H74ZM76 80H77V78H76ZM116 79H114L113 80V84L115 83L114 81H115ZM121 80V81H122ZM152 80H153V78H152ZM157 79H155V81H156ZM162 80V79H161ZM176 80V79H175ZM188 80V79H187ZM195 80V79H194ZM193 80V81H194ZM197 80V79H196ZM195 80V81H196ZM222 80V82H223V84H227V83H224V81H223V79H221ZM225 80V79H224ZM235 80V79H234ZM253 80V79H252ZM84 81V80H83ZM86 81V80H85ZM150 81V80H149ZM160 81V80H159ZM158 80H157V82H159ZM171 81H173V83H174V80H173V77H172V79H171ZM184 81V80H183ZM218 81H220V80H218ZM231 81H232V79H231ZM247 81V80H246ZM71 82V81H70ZM72 82L73 83H75L73 80H72ZM71 82V83H72ZM78 82V81H77ZM95 82V83H96ZM111 82V81H110ZM117 82V81H116ZM119 82V81H118ZM123 82V81H122ZM122 82H120V83H122ZM126 82V81H125ZM148 82V81H147ZM192 82V81H191ZM215 82H216V80H215ZM229 82V81H228ZM232 82H234V81H232ZM237 82V81H236ZM236 82H234V84L236 83ZM248 82V81H247ZM250 82H252V81H250ZM254 82H255V80H254ZM253 82V83H254ZM259 83H262L261 85H264V76H263V78L262 79H260V81H258ZM69 83V82H68ZM70 83V84H71ZM86 83V82H85ZM127 83V82H126ZM125 83V85H124V87H123V89L125 88V90H126V85H128V84H126ZM129 83V82H128ZM132 83V82H131ZM163 83V82H162ZM176 83V82H175ZM175 83L173 84L174 85V87H175ZM178 83H179V81H178ZM184 83H186V82H184ZM195 83V85H196V82H194ZM231 83V82H230ZM70 84H68V85H70ZM76 84V83H75ZM106 84V83H105ZM110 84H112V82L110 83ZM118 84V83H117ZM138 84V83H137ZM149 84H150V82H149ZM149 84H147V86L149 85ZM165 84L167 85V83L165 82ZM180 84V86H181V84L183 85V83H179ZM256 84V83H255ZM67 85V86H68ZM73 85V84H72ZM72 85H71V87H72ZM77 85V84H76ZM130 85V84H129ZM128 85V86H129ZM142 85H144V84H142ZM192 85H194L193 84V82H192ZM210 85H211V83H210ZM216 85L217 86H214V87H216V89L218 90V89H222V88H226L225 86L224 87H222L221 85H222V83L220 82H218V83H216ZM244 85V86H245ZM108 86V87H107ZM113 86V85H112ZM138 86V85H137ZM164 86V85H163ZM170 86V85H169ZM168 86V87H169ZM179 86V85H178ZM207 86V85H206ZM205 86V87H206ZM213 86V85H212ZM235 86H236V84H235ZM240 87V85H237L236 87ZM243 86V87H244ZM248 86V85H247ZM249 86H250V84H249ZM76 86H74V88H75ZM114 87V86H113ZM118 87H121L120 85L119 86H116V88H118ZM135 87H136V85H135ZM135 87H134V89H135ZM181 87H183V86H181ZM194 87V86H193ZM200 87V86H199ZM204 87V88H205ZM228 87V86H227ZM231 87H233V88H235L234 86H232V84H231ZM239 87L237 88L238 89V91H236L238 94H236L238 97H240V95H241V93H239V91H241V89L239 90ZM68 88V87H67ZM73 87H72V89H74ZM77 88V87H76ZM115 88V87H114ZM133 88V87H132ZM131 88V89H132ZM141 88V87H140ZM149 88H151V86L149 87ZM176 88V87H175ZM174 88V89H175ZM177 88H179V87H177ZM185 87H183L182 89H184ZM189 88L191 89L192 88V86L190 87L189 86ZM195 88V87H194ZM197 88V87H196ZM207 88H209V86L207 87ZM229 88V87H228ZM228 88H227V90H228ZM68 89H71L70 87L68 88ZM67 89V91H69ZM113 89V88H112ZM111 89V90H112ZM128 89V88H127ZM171 89H173V88H171ZM180 89V88H179ZM179 89H177V90H179ZM182 89H180V90H182ZM201 89V88H200ZM202 89H203V87H202ZM209 89H211V88H209ZM209 89H208V91H209ZM81 90V89H80ZM121 90H122V88H121ZM168 90H170V87L168 88ZM167 90V91H168ZM176 90V91H177ZM179 90V91H180ZM189 90V89H188ZM191 90H193V89H191ZM194 90H196L197 92L199 91L198 90V88L197 89H194ZM207 90V89H206ZM212 91L211 92H213V89H211ZM223 90V89H222ZM225 90V89H224ZM116 91V92H115ZM124 91V90H123ZM123 91H121L120 93H122L123 94ZM134 91V90H133ZM132 91V92H133ZM144 91V90H143ZM142 91V92H143ZM173 91V90H172ZM184 91V90H183ZM182 91V92H183ZM214 91H216V90H214ZM234 91V90H233ZM250 91H252V89L250 90ZM257 91V90H256ZM256 91H254V94H255V92ZM261 91V90H260ZM262 91H263V89H262ZM102 92V93H101ZM103 92L104 93H106V92H108V93H106V95H103ZM129 92V91H128ZM139 92V91H138ZM145 92V91H144ZM143 92V93H144ZM165 92V91H164ZM174 92V91H173ZM181 92V91H180ZM181 92V93H182ZM185 92V91H184ZM191 92V91H190ZM197 92L195 93L196 94V96H198V94H200V93H198L197 94ZM220 92V91H219ZM224 93L226 92V91H223ZM222 92V93H223ZM228 92V91H227ZM235 92V93H236ZM257 92H259V91H257ZM131 93V92H130ZM146 93V92H145ZM144 93V94H145ZM171 93V92H170ZM186 93H188V92H186ZM194 93V92H193ZM208 93V92H207ZM207 93H205V94H207ZM224 93L222 94V95H224ZM232 93H234V92H232ZM232 93H231V95H232ZM242 93H244V91L242 92ZM252 93H253V91H252ZM260 93V92H259ZM57 94V93H56ZM59 94V93H58ZM128 94V93H127ZM132 94V93H131ZM130 94V95H131ZM166 94H168V93H165V95ZM174 94H176V93H174ZM174 94L172 95V94H170L171 95V97H170V95H167V96H165V97H163L164 98V101L165 100H168V98H172V96H174ZM177 94H179V92H177ZM185 94V93H184ZM215 94H218V93H216L215 92ZM227 94H230V92L229 93H226L225 95H227ZM240 94V95H239ZM247 94V93H246ZM245 94V95H246ZM70 95V96H71ZM141 95V94H140ZM203 96H204V94H202ZM208 95V94H207ZM220 94H218V96H219ZM249 95V94H248ZM61 96V95H60ZM128 96V95H127ZM136 96V95H135ZM142 96V95H141ZM145 97H146V95H144ZM141 97L142 99L143 98H145V97ZM164 96V95H163ZM177 96V95H176ZM182 96H183V94H182ZM185 96V95H184ZM183 96V97H184ZM189 96H190V94H189ZM191 96H192V94H191ZM191 96H190V98H191ZM200 96H201V94H200ZM199 96V97H200ZM217 96V95H216ZM215 96V97H216ZM228 96V98H229V100H228V103H229V101H230V96L229 95H227ZM237 96H236V98H237ZM262 96H263V93H262ZM132 97V96H131ZM204 97H207L206 95L204 96ZM209 97H211V99H214V98H212V96H209L208 95V98ZM226 97V96H225ZM225 97L224 96H222L221 98H224V99H222V101L223 100H225ZM260 97V96H259ZM57 98V97H56ZM68 98H69V96H68ZM128 98H130V96L128 97ZM137 98H138V96H137ZM157 98V97H156ZM155 98V99H156ZM176 98V97H175ZM180 98V97H179ZM182 98V97H181ZM190 98H188V99H190ZM197 98V97H196ZM201 99H202V96L200 97ZM220 98V97H219ZM221 98H220V100H221ZM234 97H232V99H233ZM236 98H235V100H236ZM246 98H247V96H246ZM245 97H242L241 98V100H243V101H246V103L247 104H250L248 101H247V99H246ZM253 98V97H252ZM255 98H256V96H255ZM260 98H262V97H260ZM260 98H259V101L261 102V100H260ZM62 99H63V97H62ZM67 99V98H66ZM69 99H71V98H69ZM132 99H134V96H133V98ZM162 99V98H161ZM172 99H174V97L172 98ZM177 99V98H176ZM185 99V98H184ZM183 99V100H184ZM205 100H206V98H204ZM210 99V100H211ZM231 99V100H232ZM240 99V98H239ZM246 99V100H245ZM254 99V98H253ZM54 101H56L55 99H53ZM52 100V101H53ZM136 100H138V99H136ZM135 100V101H136ZM140 100V99H139ZM146 100V99H145ZM178 100V99H177ZM197 100H199V99H197ZM203 100V99H202ZM205 100H203V101H205ZM217 100H218V102L215 100V102H217L218 104L217 105H219L220 103V101H219V99H218V97H217ZM234 100V99H233ZM255 100V99H254ZM256 100H258V98L256 99ZM264 100V98H262V101ZM47 101V100H46ZM51 101V100H50ZM49 100L47 101L48 103L50 102ZM65 101V100H64ZM70 101L71 100H69V104H70ZM133 101V100H132ZM147 101V100H146ZM154 101V100H153ZM152 101V102H153ZM161 102H159V105L156 107V108H159L160 106H162L163 107V105H164V101L163 100H160ZM169 102H168V104L171 102L170 100H168ZM181 101H182V99H181ZM187 101V100H186ZM201 101V100H200ZM225 101H227V100H225ZM140 103L142 102V101H139ZM176 102V101H175ZM180 102V101H179ZM205 102H207V101H205ZM213 102V101H212ZM224 102V101H223ZM222 102V103H223ZM232 102V101H231ZM234 102V101H233ZM236 102H238V101H236ZM235 102V103H236ZM59 103V102H58ZM62 103V102H61ZM68 103V102H67ZM71 103V104H72ZM127 103V102H126ZM178 103V102H177ZM181 103V102H180ZM191 103V102H190ZM197 103H198V101H197ZM226 103V102H225ZM254 103V102H253ZM253 103H251V104H253ZM44 104H45V102H44ZM43 104V105H44ZM51 104V103H50ZM53 105H54V102L52 103ZM65 104V103H64ZM63 104V105H64ZM130 104V103H129ZM138 104V103H137ZM145 104V103H144ZM143 104V105H144ZM174 104H176V103H174ZM179 104V103H178ZM177 104V105H178ZM189 104V103H188ZM187 104V105H188ZM199 104H200V102H199ZM204 104H207V103H204ZM203 104V105H204ZM214 104V103H213ZM239 104V103H238ZM258 104V103H257ZM58 104H56V106H57ZM60 105V104H59ZM62 105V106H63ZM124 105L125 104H123V106L122 107H124ZM148 105H150V104H148ZM152 106L154 105L155 106V104L153 103V104H151ZM166 105V104H165ZM171 105V104H170ZM185 105V104H184ZM192 105V104H191ZM202 105V104H201ZM209 105V104H208ZM221 105V104H220ZM224 105V104H223ZM226 105V104H225ZM235 105V104H234ZM237 105V104H236ZM235 105V106H236ZM254 105V104H253ZM55 106V105H54ZM61 106V105H60ZM62 106H61V108H62ZM66 106V105H65ZM127 106V105H126ZM126 106L124 107V108H126ZM169 106V105H168ZM172 106V105H171ZM186 106V105H185ZM232 106V105H231ZM238 106H240V105H238ZM52 107V109H53V106H51ZM67 107V106H66ZM114 107V106H113ZM133 107V106H132ZM136 107V106H135ZM137 107H138V105H137ZM136 107V108H137ZM161 107V108H162ZM170 107V106H169ZM249 107V106H248ZM42 108H44V106L43 107H41L40 109L42 110ZM49 108H50V106H49ZM64 108V107H63ZM115 108V107H114ZM128 108V107H127ZM136 108H135V110H136ZM143 108H145V107H143ZM166 108H168L167 107V105H166ZM165 108V109H166ZM171 108V107H170ZM181 108V107H180ZM231 108V107H230ZM229 108V110H231ZM244 108V107H243ZM247 108V107H246ZM1 109V108H0ZM37 109V108H36ZM55 109V108H54ZM111 109H112V107H111ZM122 109V108H121ZM121 109H119L120 111H121ZM128 109H130V105H129V108ZM133 109V108H132ZM132 109H130V110H132ZM164 109V107H163V109L162 110H165ZM175 109V108H174ZM190 109V108H189ZM203 109H204V111L206 110H208V109H205V107L204 108H201V111L202 112H204L203 111ZM211 109V108H210ZM224 109H228V108H224ZM232 109H233V107H232ZM241 109V108H240ZM254 109V108H253ZM252 109V110H253ZM35 110V109H34ZM40 110V111H41ZM43 110H45V109H43ZM47 110V109H46ZM45 110V111H46ZM114 110V109H113ZM127 110V109H126ZM157 110V109H156ZM161 110V109H160ZM178 110H179V108H178ZM178 110H176V111H178ZM250 110V109H249ZM251 110V111H252ZM37 110H35L34 112H36ZM44 111V112H45ZM120 111H119V113H120ZM125 111V110H124ZM140 111H141V109H140ZM143 111V110H142ZM150 111V110H149ZM149 111H147V112H149ZM153 111V110H152ZM159 111V110H158ZM167 111V110H166ZM172 111H173V109H172ZM190 111V110H189ZM209 111V110H208ZM233 111V110H232ZM8 112V111H7ZM11 112V111H10ZM43 112V111H42ZM41 112V113H42ZM44 112L42 113L44 116L46 115V114H44ZM47 112V111H46ZM121 112H123V111H121ZM133 112V111H132ZM144 112H146V110H144ZM154 112V111H153ZM162 112V111H161ZM170 112H171V110H170ZM182 112V111H181ZM211 112V111H210ZM218 112V111H217ZM5 113V112H4ZM49 113H51V112H49ZM114 113H116L115 112V110H114ZM156 113V112H155ZM167 113H169L168 111H167ZM167 113H165V116H167L166 114ZM177 113V112H176ZM230 113H232L231 111H230ZM229 113V114H230ZM40 114V113H39ZM117 114V113H116ZM127 114V113H126ZM142 114V113H141ZM144 114V113H143ZM148 114V113H147ZM157 114V113H156ZM156 114H154V116L156 115ZM159 114V113H158ZM184 114V113H183ZM191 114V113H190ZM203 114H205V113H203ZM208 114V116H209V114L210 113H207ZM206 114V115H207ZM229 114H227L228 115V117H230L231 116V114L229 115ZM11 115H12V113H11ZM134 115H136V114H134ZM163 115V114H162ZM169 115V114H168ZM212 115V114H211ZM53 116V115H52ZM150 116V115H149ZM159 116V115H158ZM164 116V115H163ZM170 116V115H169ZM225 116H226V113H225ZM232 116H234V115H232ZM133 117H135V116H133ZM132 117V118H133ZM146 117V116H145ZM152 117V116H151ZM150 117V118H151ZM161 117V116H160ZM190 117V116H189ZM131 118V119H132ZM146 118H148V119H150L149 117H146ZM153 118V117H152ZM158 118V117H157ZM162 118V117H161ZM166 118V117H165ZM170 118V117H169ZM184 118V117H183ZM77 118H75V120H76ZM80 119V118H79ZM78 119V120H79ZM166 119H168V118H166ZM170 119H172V118H170ZM170 119H168L169 120V124L171 123L170 122ZM180 119V118H179ZM23 120V119H22ZM72 120H74V118L72 119ZM154 120H156L155 119V117H154ZM161 120V119H160ZM173 120V119H172ZM171 120V121H172ZM193 119H191V121H192ZM223 120H225L224 118H223ZM25 121V120H24ZM27 121V120H26ZM133 121V120H132ZM152 121H153V119H152ZM208 121H210V122H207V124H206V126L208 125V123H210L209 125L213 128V126H215L216 124H214V125H212L211 124V122L213 121H211V119H209ZM78 122V121H77ZM85 122V123H84ZM150 122H151V120H150ZM189 122H190V120H189ZM223 122V121H222ZM21 123H22V121H21ZM32 123V122H31ZM40 123V124H39ZM37 122V124H39V125H42L43 126V124L41 123V122ZM79 123V122H78ZM152 123V122H151ZM161 123H162V120H161ZM160 123V124H161ZM167 123H168V121H167ZM179 123V122H178ZM192 123H194V122H192ZM195 123H197V122H195ZM205 123V122H204ZM240 123V122H239ZM243 123V122H242ZM29 124V123H28ZM27 124V125H28ZM223 124H224V122H223ZM235 124H238V122L237 121H235L234 122V119L232 120V121H230V119H229V121H228V119H227V122H225V125H226V127L228 126V125H231V126H233V125H235ZM31 125H33V123L31 124ZM152 125H154V124H152ZM163 125V124H162ZM174 125V124H173ZM182 125H184V124H182ZM190 125V123L187 125V126H189ZM194 125V124H193ZM198 125V124H197ZM224 125V126H225ZM240 125V124H239ZM35 126V125H34ZM34 126H32L33 128H31L30 130H24L25 132H27L28 133V135L26 136V134H25V136H24V143H22V144H20V145H18V146H16L17 147V149H18V151L20 152L19 153V160H17V162H19L20 161V163L23 165V164H25L26 163V160H28L27 158L29 157V154H28V150L30 149L31 150V152L33 151V149H32V145L33 144H28L29 143V141H30V143H31V141H33L32 143H36V142H39L40 141V138L42 139V137H41V135H40V133H42L43 134V132H41L40 130V133H38L39 131H36L35 130V128L36 127H40V126H38V125H36L35 127ZM70 126H71V124H70ZM164 126V125H163ZM167 126V125H166ZM171 126V125H170ZM196 126V125H195ZM194 126V127H195ZM205 126V125H204ZM203 126V130H202V132L205 130V127ZM208 127L207 129H209L208 131H206L207 133L206 134H208V135H206V138H207V136H209V135H211L212 137L215 135V138H218V140H221V141H223V139H219V136L220 135H223V134H227V133H229V132H235V130H236V128H239L238 126H235L236 128L235 129H231L230 128V126H229V128H219V129H217L216 128V126H215V128H211V127ZM242 126V125H241ZM25 127V125H23V128ZM28 127V126H27ZM29 127H30V125H29ZM72 127V126H71ZM169 127V126H168ZM202 127V126H201ZM219 127V126H218ZM222 127V126H221ZM234 127V126H233ZM44 128H45V126H44ZM160 128V127H159ZM170 128V127H169ZM16 129V128H15ZM25 129V128H24ZM28 129V128H27ZM47 129V128H46ZM70 129V128H69ZM198 129H200V131L198 130ZM198 131H199V133H202L201 132V128L200 127H198ZM178 130V129H177ZM196 130V129H195ZM23 131V132H24ZM54 132H55V130H53ZM181 131V130H180ZM185 131V130H184ZM191 131V129L187 132L186 131V133H189ZM204 131V132H205ZM17 132V131H16ZM203 132V134H202V136L205 134ZM210 134H209V133ZM50 133V132H49ZM195 133V132H194ZM23 134V135H24ZM47 133H45V135H46ZM59 134V133H58ZM58 134H57V136H58ZM191 134V133H190ZM189 134V136H191ZM196 134H198V133H195V136L197 137V135ZM230 134V133H229ZM61 135V134H60ZM176 135V134H175ZM178 135V134H177ZM50 136V135H49ZM57 136H56V138H57ZM184 136V135H183ZM182 136V137H183ZM188 136V138H192V137H189ZM201 136V137H202ZM218 136V137H217ZM229 137H230V135H228ZM18 137V136H17ZM16 137V138H17ZM22 137V136H21ZM55 137V136H54ZM59 137V136H58ZM65 137V136H64ZM185 137V136H184ZM183 137V138H184ZM199 137H200V134H199ZM199 137H197L198 139H196V140H199L200 138ZM210 137V136H209ZM19 138V137H18ZM63 138V137H62ZM73 138V137H72ZM179 138V137H178ZM211 138V137H210ZM227 138V137H226ZM65 139H67V137L65 138ZM65 139H63L64 140V142H65ZM43 140V139H42ZM45 140V139H44ZM57 140H59L58 138H57ZM62 140V141H63ZM69 140V139H68ZM188 140V139H187ZM201 140V139H200ZM199 140V141H200ZM206 140H209L208 138L206 139ZM22 141V140H21ZM20 140H19V142H21ZM59 141H61V140H59ZM67 141V140H66ZM69 141H72V139L71 140H69ZM68 141V142H69ZM191 141V139L189 140V142ZM202 141H205V135H204V140H202ZM226 141V140H225ZM229 141V140H228ZM261 141V140H260ZM181 142H183V143H185V141H181ZM192 142V141H191ZM207 142V141H206ZM227 142V141H226ZM15 143H16V141H15ZM40 143H41V141H40ZM62 143V142H61ZM66 143V142H65ZM72 143V142H71ZM193 143H197V142H193ZM193 143H192V145H193ZM201 143V142H200ZM204 143V142H203ZM202 143V144H203ZM222 143H225L224 141L223 142H220V144H222ZM260 143V142H259ZM76 144V143H75ZM182 144V143H181ZM188 144V143H187ZM190 144V143H189ZM205 144V143H204ZM211 144V143H210ZM218 144V143H217ZM219 144V145H220ZM227 144V143H226ZM66 145V144H65ZM68 145V144H67ZM196 145V144H195ZM201 145V144H200ZM199 145V146H200ZM207 145V144H206ZM225 145V144H224ZM223 145V146H224ZM228 145V144H227ZM34 146H36L37 147V145H34ZM61 146V145H60ZM182 146V145H181ZM180 146V147H181ZM186 146V145H185ZM202 146V145H201ZM205 146V145H204ZM215 146V145H214ZM226 146V145H225ZM244 146V145H243ZM262 146V145H261ZM15 147V148H16ZM179 147V148H180ZM184 147V146H183ZM197 147V146H196ZM212 147H213V145H212ZM217 147V146H216ZM254 147V146H253ZM263 147V146H262ZM33 148H35V147H33ZM38 148H39V146H38ZM68 148V147H67ZM66 148V149H67ZM186 148V147H185ZM190 148V147H189ZM194 147H192V149H193ZM199 148V147H198ZM203 148V147H202ZM206 148V147H205ZM209 148V147H208ZM215 148V147H214ZM238 148V147H237ZM236 148V149H237ZM181 149V148H180ZM179 149V150H180ZM196 149V148H195ZM223 149H224V147H223ZM16 150V149H15ZM170 150V151H169ZM188 150H190V149H188ZM197 150V149H196ZM202 150H204V149H202ZM201 150V151H202ZM212 150V149H211ZM211 150H209L210 152H211ZM221 150V149H220ZM224 150H226V147H225V149ZM36 150H34V154L33 155H35V152ZM38 151V150H37ZM42 151V150H41ZM65 151V150H64ZM182 151V150H181ZM180 151V152H181ZM187 151V150H186ZM199 151V150H198ZM197 151V152H198ZM213 152H214V149L212 150ZM217 151H218V149H217ZM243 151V150H242ZM14 152V151H13ZM17 152V151H16ZM31 152L29 151V153H30V155H31ZM46 152H47V154H48V152H49V154L51 155L52 153L50 152V151H46L45 150V152H44V154H46ZM62 152H63V150H62ZM67 152H69L68 150H67ZM179 152V153H180ZM188 152H190V151H188ZM193 152V151H192ZM196 152V151H195ZM194 152V153H195ZM209 152V153H210ZM220 152V151H219ZM218 152V153H219ZM224 152V155H226L225 154V151H223ZM244 152V151H243ZM39 153H40V150H39ZM43 153V152H42ZM65 153V152H64ZM70 153V152H69ZM71 153H73L72 151H71ZM185 153V152H184ZM184 153H183V155H184ZM191 153V152H190ZM204 153V152H203ZM206 153H207V151H206ZM217 153V154H218ZM221 153V152H220ZM226 153H228V152H226ZM18 154V153H17ZM59 154H61V151H60V153ZM63 154V153H62ZM61 154V156L63 157V155ZM74 154V153H73ZM176 154V155H175ZM186 154V153H185ZM197 154V153H196ZM208 154V153H207ZM207 154H206V156H207ZM214 154L216 155V152H214ZM43 155V154H42ZM53 155V154H52ZM70 155V154H69ZM218 155H220V154H218ZM217 155V156H218ZM240 155V154H239ZM17 157H18V155H16ZM35 156H37V153H36V155ZM41 156V155H40ZM45 156V155H44ZM48 156L49 155H47V158H48ZM54 156V155H53ZM60 156V155H59ZM58 156V157H59ZM74 156V155H73ZM75 156V157H76ZM180 156V155H179ZM185 156V158H186V155H184ZM241 156H242V154H241ZM16 157V158H17ZM43 157V156H42ZM57 156H56V158H58ZM196 157V156H195ZM216 157V156H215ZM214 157V158H215ZM224 157V156H223ZM223 157H221V158H223ZM225 157H227V155L225 156ZM224 157V158H225ZM243 157H245V155H243ZM242 157V158H243ZM30 158H32V157H30ZM37 158V157H36ZM35 158V159H36ZM39 158V157H38ZM45 158H46V156H45ZM50 158H52L51 156H50ZM60 159H62L61 157H59ZM65 155H64V159L63 160H65ZM72 158V157H71ZM74 158V157H73ZM179 158V157H178ZM217 158V157H216ZM12 159H14V158H12ZM44 158H42V160H43ZM175 159V160H174ZM182 159H183V157H182ZM217 159H219V158H217ZM228 159H230L229 157L226 159L227 161H228ZM238 159V158H237ZM15 160V159H14ZM13 160V161H14ZM52 160H57V159H55V157L52 159ZM68 160V159H67ZM74 160V159H73ZM159 160H161V159H159ZM172 160H174V161H172ZM220 160H222V159H220ZM225 160V161H226ZM240 160H242V159H240ZM244 160V159H243ZM242 160V161H243ZM2 161V160H1ZM33 161V160H32ZM45 161V160H44ZM48 161V160H47ZM49 161H51V160H49ZM77 161V160H76ZM161 161H163V160H161ZM165 161V160H164ZM182 161V160H181ZM216 161V160H215ZM214 161V162H215ZM224 161V160H223ZM235 161H236V159H235ZM29 162V161H28ZM38 162V161H37ZM41 162V161H40ZM66 162V161H65ZM68 162H70V161H68ZM78 162V165H80V163ZM160 162V161H159ZM166 163L168 162V160H166L165 161ZM219 162H221V161H219ZM238 162H239V160H238ZM244 162V161H243ZM14 163V162H13ZM43 163V162H42ZM47 163H49V162H47ZM53 163V162H52ZM52 163H49L48 165H50V164H52ZM158 163V162H157ZM164 163V162H163ZM177 163H179V162H177ZM190 163V162H189ZM222 163V162H221ZM224 163V162H223ZM228 163V162H227ZM245 163V162H244ZM16 164V163H15ZM34 164V163H33ZM44 164H46V163H44ZM43 164V169H45L46 168V166ZM59 164H61V163H59ZM143 164V165H142ZM153 164V163H152ZM165 164V163H164ZM216 164H218V163H216ZM226 164V163H225ZM225 164L223 165V166H225ZM229 164H230V161H229ZM231 164H232V162H231ZM243 164V163H242ZM3 165V164H2ZM29 165H30V162H29ZM37 165V164H36ZM63 165H67V163L66 164H64L63 163ZM142 165V166H141ZM215 165V164H214ZM219 165V164H218ZM221 165V164H220ZM15 166V165H14ZM26 166V165H25ZM28 166V165H27ZM26 166V167H27ZM31 166V165H30ZM29 166V167H30ZM44 166H45V168H44ZM52 166V165H51ZM56 166H58L57 164H55V167ZM68 166V165H67ZM66 166V167H67ZM161 166H163V165H161ZM161 166H159V168L161 167ZM170 166V165H169ZM18 167H20V166H18ZM32 167H34L33 165H32ZM39 167V166H38ZM37 167V168H38ZM50 167V166H49ZM49 167H47L48 168V170L47 171H49ZM55 167H53V169L55 170ZM59 167H62V168H58L59 170H64L65 168H63V166L62 165H60ZM144 167V166H143ZM152 167V166H151ZM229 167H230V165H229ZM5 168V167H4ZM3 168V169H4ZM11 168H12V166H11ZM23 168V167H22ZM36 168V169H37ZM165 168H167V167H165ZM170 168H171V166H170ZM169 167H168V169L169 170H171ZM173 168H174V166H173ZM215 168H216V166H215ZM226 168V167H225ZM15 169H17V167L15 168ZM39 169V168H38ZM41 169V168H40ZM57 168H56V173H58L59 172V170H58ZM222 169V168H221ZM24 170V169H23ZM23 170H21V171H23ZM26 170V169H25ZM25 170H24V172H25ZM29 170H30V168H29ZM42 170V169H41ZM54 170L52 171V174H53V172H54ZM159 170V169H158ZM160 170H162V168L160 169ZM164 170V169H163ZM163 170H162V172H163ZM169 170H168V172H169ZM174 170V169H173ZM175 170H176V167H175ZM180 170H181V168H180ZM218 170V169H217ZM5 171V170H4ZM11 171V170H10ZM15 171H17V170H15ZM43 171V170H42ZM45 171V170H44ZM46 171V172H47ZM66 171V170H65ZM69 171H71V170H69ZM68 171V172H69ZM144 171H146V170H144ZM152 171V170H151ZM166 171V170H165ZM221 171V170H220ZM224 171V170H223ZM229 171V170H228ZM29 172V171H28ZM28 172L26 173V174H28ZM34 172V171H33ZM36 172H38V171H36ZM51 172V171H50ZM50 172H48V173H50ZM61 172V171H60ZM64 172V171H63ZM160 172V171H159ZM167 172V171H166ZM165 172V173H166ZM215 173H213L214 175L215 174H217L219 171H214ZM217 172V173H216ZM234 172V171H233ZM5 173H7V172H5ZM30 173V172H29ZM32 173V172H31ZM30 173V174H31ZM47 173V174H48ZM77 173H75V174H77ZM81 173H79V174H81ZM171 173V172H170ZM173 173V172H172ZM171 173V174H172ZM220 173V172H219ZM221 173H222V171H221ZM2 174V173H1ZM8 174V173H7ZM15 174V173H14ZM14 174H13V176H14ZM19 174L20 173H18V176H19ZM25 174V175H26ZM64 174V173H63ZM65 174H67V172L65 173ZM64 174V175H65ZM152 174V173H151ZM163 174V173H162ZM161 174V175H162ZM169 174V173H168ZM171 174H169V175H171ZM188 174V173H187ZM222 174H224V173H222ZM226 174V173H225ZM5 175V174H4ZM3 175V176H4ZM12 175V174H11ZM17 175V174H16ZM22 175V174H21ZM35 175V174H34ZM41 175V174H40ZM58 175H61V174H59L58 173ZM58 175H56V177L58 176ZM63 175V176H64ZM88 175V174H87ZM132 175V176H131ZM138 175V176H139ZM141 175H142V173H141ZM157 175V174H156ZM156 175H154V176H156ZM160 175V176H161ZM177 175H179V174H177ZM219 175V174H218ZM9 176H10V172H9ZM23 176V175H22ZM26 176H29V175H26ZM39 176V175H38ZM49 176H50V174H49ZM51 176H53V175H51ZM70 176H71V174H70ZM83 176V175H82ZM98 176V175H97ZM143 176V175H142ZM172 176V175H171ZM30 177H31V175H30ZM29 177V178H30ZM33 177V176H32ZM31 177V179L32 180H36V177H33L32 178ZM40 177V176H39ZM43 177V175H41V177L40 178H42ZM45 177H46V175H45ZM47 177H48V175H47ZM46 177V178H47ZM55 177V178H56ZM66 177V176H65ZM78 177H80V176H78ZM87 177V176H86ZM129 177V178H130ZM172 177H174V176H172ZM223 177V176H222ZM15 178V177H14ZM19 177H17V178H15V179H18ZM21 178V180H22V177H20ZM44 178V177H43ZM50 179H51V181H52V177H49ZM60 178V177H59ZM70 178H73V172H72V177H70ZM83 178V177H82ZM90 178V177H89ZM97 178V177H96ZM126 178V177H125ZM139 178H141V176L139 177ZM151 178H152V176H151ZM158 178V177H157ZM157 178H155V179H157ZM159 178H161V177H159ZM177 178H179V176L177 177ZM220 178L221 177H217V179H219V181H220V183H221V180H220ZM8 179V178H7ZM9 179H11L10 177H9ZM15 179H11V180H14L15 182H17V183H19L18 181H16ZM26 179H28V178H26ZM67 179H69V177L67 178ZM74 179V178H73ZM91 179V178H90ZM124 179V178H123ZM141 179H144V177L143 178H141ZM154 178H152V181H154L153 180ZM173 179V178H172ZM20 180V179H19ZM23 180H25V179H23ZM29 180V179H28ZM34 180V181H35ZM45 180V179H44ZM44 180H42V181H44ZM48 180L49 179H47V182H48ZM54 180V179H53ZM56 180H58V177H57V179ZM55 180V181H56ZM60 180V179H59ZM66 180V179H65ZM70 180V179H69ZM82 180V179H81ZM96 180V179H95ZM100 180V179H99ZM98 179H97V181H99ZM135 179H134V177H133V181H134ZM136 180H137V178H136ZM135 180V181H136ZM148 180V179H147ZM163 180V179H162ZM171 180V179H170ZM6 181V180H5ZM30 181V180H29ZM37 181V180H36ZM41 181V180H40ZM50 181V183H53L54 184V182H51ZM61 181V180H60ZM67 181V180H66ZM74 181H76V180H74ZM86 180H84V182H85ZM123 181V180H122ZM121 181V182H122ZM127 182H128V179L126 180ZM144 181V180H143ZM146 181V180H145ZM151 181V182H152ZM161 181V180H160ZM173 181V180H172ZM178 181V180H177ZM177 181H173L174 183H176V184H179ZM218 181V182H219ZM14 182V183H15ZM22 182V181H21ZM38 182H39V178H38ZM46 182V181H45ZM45 183V184H48V183ZM59 182V181H58ZM77 182V181H76ZM82 182V181H81ZM88 182V181H87ZM93 182V181H92ZM91 182V183H92ZM124 182H125V180H124ZM124 182H123V184H124ZM141 182H142V180H141ZM148 182V181H147ZM156 182V181H155ZM157 182H158V180H157ZM2 182H0V184H1ZM7 183V182H6ZM11 183V182H10ZM9 183V184H10ZM12 183H13V181H12ZM13 183V184H14ZM26 183L28 184L29 182H27L26 181ZM26 183H25V185H26ZM32 183V186H33V181L31 182ZM36 183V182H35ZM34 183V184H35ZM43 184H39L38 183V185L41 187V185H44V182H42ZM86 183V182H85ZM90 183V182H89ZM98 183V182H97ZM101 183V184H102ZM109 182H107V184H108ZM126 183V182H125ZM130 182H128V184H129ZM139 183V186H140V182H138ZM138 183H136V184H138ZM162 183V182H161ZM3 184H5V183H3ZM23 184V183H22ZM21 184V185H22ZM37 184V183H36ZM52 184V185H53ZM57 184V183H56ZM55 184V186H57ZM59 184V183H58ZM61 184V183H60ZM65 184V183H64ZM106 184V185H107ZM136 184H134V185H136ZM149 184V183H148ZM153 184V183H152ZM224 184V183H223ZM17 185H19V184H17ZM17 185H15V186H17ZM21 185H19L18 187H21ZM24 185V184H23ZM24 185V186H25ZM34 186V188L35 187H39V186ZM100 185V184H99ZM110 186H112L111 184H109ZM108 185V186H109ZM114 185H115V183H114ZM124 185H126V184H124ZM130 185V184H129ZM154 185H156V184H154ZM210 185H211V183H210ZM218 185H219V183H218ZM1 186H3V185H1ZM27 186H29V185H27ZM31 186V185H30ZM45 186V185H44ZM60 186V185H59ZM59 186H57L58 187V189H59ZM65 186V185H64ZM68 186H69V182H68ZM77 185L75 184V187H76ZM102 186H105V185H102ZM145 186H147V185H145ZM145 186H142L141 185V187L142 188H144ZM214 186V185H213ZM4 187V186H3ZM3 187H1V190L3 189ZM8 187V186H7ZM7 187H5L4 189H6ZM17 187V188H18ZM63 187V186H62ZM93 187V186H92ZM113 187V186H112ZM128 187H133V186H128ZM128 187H126V188H128ZM136 187V186H135ZM212 187V186H211ZM216 188L215 189H217V186H215ZM221 187V186H220ZM9 188H11V187H9ZM22 188V187H21ZM20 188V189H21ZM24 188H26V186L24 187ZM43 187H41V189H42ZM47 188L49 189L48 190V192H47V197L46 198H41L40 200H37L36 198H34V197H31L32 198V200H34V202H35V200L38 202V205L36 206V204H35V206L34 205H32L31 204V207H29V208H32V211L36 214V212L38 213V218L37 217H35V216H37V215H35L34 213H32V214H34V215H32V216H34V218H32L33 220L32 221H30L29 223V226H28V230H27V228H24V226H23V224L25 223V220H24V223L23 224H21V221H20V224H21V226H23V227H19V228H15V227H12L13 228V231L10 229V227H9V231L11 230L12 232H16V230H21V231H23L24 232V230H25V234H26V232H28V236L26 237V238H28V241L30 240L31 242H33V240H34V238L36 237V236H39V238L40 239H42L44 236H45V231H47V229H46V227H45V225H44V222H46L47 221V218L45 219V216L47 217V216H50L51 214H52V212H54L55 210H57L59 207H61V205H64V208H62V209H65L66 207L68 208V207H70V211H71V213H72V215H71V217L72 218H74V217H77V214H79L80 212H77V211H81L83 214H85L86 216H85V218H90L91 217V213L93 212L94 213V208H96L94 205H95V203H96V201L98 200V201H102V200H100V199H98L97 198V195H94L95 197H93V192H89L88 194H86L84 197H85V200H87L88 201V203L89 204H87V205H82V206H79L78 204L80 203V201H78V199H77V195H73V194H68V196L70 195V199L68 198V199H65L64 197H62V196H58L57 197V195L59 194H56L57 192H52V191H54L53 189L54 188H52V186H47ZM88 188V187H87ZM99 188H101L100 189V194L98 195L99 196V198L101 197V199H104V200H108V199H111L112 200V202H113V198L115 197V195H116V191H117V189H115L114 190V188H112L111 189V191H109V190H107V191H105V189H104V187H101V186H99ZM116 188H118L117 186H116ZM122 188V187H121ZM123 188H125V187H123ZM157 188V187H156ZM155 188V189H156ZM8 189V188H7ZM15 189V188H14ZM29 189H30V187H29ZM36 189V188H35ZM40 189V190H41ZM57 189V188H56ZM64 189H65V187H64ZM70 189H72V188H70ZM73 189H74V187H73ZM72 189V190H73ZM95 189V188H94ZM129 189V188H128ZM139 189V188H138ZM137 189V190H138ZM141 189V188H140ZM145 189V188H144ZM152 189H153V187H152ZM210 189V188H209ZM18 190V189H17ZM23 190H25V189H23ZM31 190V189H30ZM38 190V189H37ZM45 190H46V187H45ZM52 190V191H51ZM93 190V189H92ZM97 190H99V189H97ZM123 190V189H122ZM125 190V189H124ZM136 190V189H135ZM154 190V189H153ZM8 191H9V189H8ZM27 191H29L28 189H26L24 192L21 190V193L23 192L24 193V197H26L27 198V194H26V192ZM33 191H35V190H33ZM43 192L42 193H44V189L42 190ZM58 191V190H57ZM76 191V190H75ZM75 191H74V193H75ZM120 191V190H119ZM131 191V189L129 190V192ZM148 191H149V189H148ZM157 191V190H156ZM1 192V191H0ZM31 192V191H30ZM39 192V191H38ZM64 192H65V190H64ZM66 192H68V191H66ZM73 192V191H72ZM86 192V191H85ZM125 192V191H124ZM138 192V191H137ZM150 192V191H149ZM207 192V191H206ZM4 193H6V192H4ZM7 193H9V192H7ZM28 193V192H27ZM40 193V192H39ZM38 193V194H39ZM77 193H79V191L78 192H76L75 194H77ZM84 193V192H83ZM83 193H79V194H81L82 195V198H83ZM93 193V194H92ZM99 193V192H98ZM126 193V192H125ZM132 192H130L129 193V196H130V194H131ZM135 193V192H134ZM144 193H145V190L143 191V195H144ZM196 193V192H195ZM203 193V192H202ZM36 194V193H35ZM37 194V195H38ZM96 194H97V192H96ZM133 194V193H132ZM136 194V193H135ZM142 194V193H141ZM140 194V195H141ZM147 193H145V195H146ZM178 194V193H177ZM176 194V195H177ZM187 194V193H186ZM194 194V193H193ZM193 194H192V196H193ZM201 194V193H200ZM5 195V194H4ZM3 194L1 195V196H4ZM29 195H31V194H29ZM29 195H28V198H30L29 197ZM33 195V194H32ZM145 195H144V197H145ZM148 195V194H147ZM176 195H175V197H176ZM180 195V197H181V194H179ZM184 196H185V194H183ZM188 195V194H187ZM186 195V196H187ZM195 195H197L198 196V194H195ZM206 195V194H205ZM208 195V194H207ZM40 195H38V197H39ZM42 196H44V194L42 195ZM41 196V197H42ZM46 196V195H45ZM64 196V195H63ZM120 196L121 197H125V194L123 195V193H121L120 194ZM142 196V195H141ZM178 196V195H177ZM200 196H202V194L200 195ZM209 196V195H208ZM37 197V196H36ZM65 197H67V195L65 196ZM128 196H126V198H127ZM132 197V196H131ZM136 197V196H135ZM134 197V198H135ZM149 197V196H148ZM147 197V198H148ZM171 197V196H170ZM179 197V198H180ZM188 197V196H187ZM189 197H191V196H189ZM188 197V198H189ZM22 198V197H21ZM81 198V199H82ZM97 198V199H96ZM117 198V197H116ZM133 198V199H134ZM150 198H152L151 196H150ZM149 198V200L150 201H153V199L151 200ZM178 198V199H179ZM194 197H192V199H193ZM196 198V197H195ZM198 198V197H197ZM196 198V199H197ZM2 199V198H1ZM5 199V198H4ZM24 199V198H23ZM125 199V198H124ZM133 199L131 198V200L133 201ZM144 199V198H143ZM173 199V198H172ZM171 199V200H172ZM176 199H177V197H176ZM181 199V198H180ZM22 200V199H21ZM25 200V199H24ZM27 200H29V199H27ZM83 200V199H82ZM127 200V199H126ZM129 200H130V198H129ZM130 200V201H131ZM139 200V199H138ZM194 200V199H193ZM198 200H199V198H198ZM1 201V200H0ZM10 201H11V199H10ZM9 201V202H10ZM86 201V202H87ZM119 201V200H118ZM136 201V200H135ZM145 201V200H144ZM143 201V202H144ZM159 201V200H158ZM157 201V202H158ZM182 201V200H181ZM196 201V200H195ZM194 201V202H195ZM5 202V201H4ZM7 202V201H6ZM5 202V203H6ZM8 202V203H9ZM23 202V201H22ZM27 202V201H26ZM29 202H30V200H29ZM29 202H27L28 204H29ZM32 202V201H31ZM36 202V203H37ZM85 202V203H86ZM110 202V201H109ZM121 203L123 202V199H122V201H120ZM127 202H128V200H127ZM139 202V201H138ZM149 202V201H148ZM183 202V201H182ZM191 202V201H190ZM193 202V201H192ZM199 202V201H198ZM10 203H12V202H10ZM103 203V202H102ZM121 203H118V204H121ZM124 203V202H123ZM131 203V202H130ZM133 203H135V202H133ZM133 203H132V205H133ZM149 203H151V202H149ZM153 203V202H152ZM160 203V202H159ZM168 203V202H167ZM172 203V202H171ZM196 203V202H195ZM13 204H15V203H13ZM21 205H22V203H20ZM25 203L23 202V205H24ZM94 204V205H93ZM107 204H109L110 206H112L113 204H115V203H113V204H110V203H107ZM126 204V203H125ZM139 204V203H138ZM142 204V203H141ZM141 204H140V206H141ZM143 204H145V202L143 203ZM148 204V203H147ZM154 204V203H153ZM153 204H152V207H153ZM156 205H157V203H155ZM155 204H154V206H155ZM174 205L176 204V203H173ZM172 204V205H173ZM184 204V203H183ZM194 204V203H193ZM17 205V204H16ZM21 205H19V207L21 206ZM101 205V204H100ZM99 205V206H100ZM116 205H117V203H116ZM124 205V204H123ZM123 205L121 206V207H123ZM131 205V204H130ZM135 205V204H134ZM159 205V204H158ZM164 205H165V202H164ZM182 205V204H181ZM185 205H187L186 204V202H185ZM183 206V207H187V206ZM2 206H3V204H2ZM5 206V205H4ZM3 206V207H4ZM6 206L8 207V205L6 204ZM15 206V205H14ZM29 206V205H28ZM66 206V207H65ZM103 206V205H102ZM114 206V205H113ZM145 206V205H144ZM143 206V207H144ZM150 206H151V204H150ZM176 206H177V204H176ZM176 206H174V207H176ZM181 206V207H182ZM193 206V205H192ZM2 207V208H3ZM11 207V206H10ZM63 207V206H62ZM138 207V206H137ZM156 207V210H158V207L160 208V206H155ZM154 207V208H155ZM163 207V206H162ZM172 207V206H171ZM178 207V206H177ZM13 208V207H12ZM16 208H18L17 206H15V210H17ZM25 207H23V209H24ZM101 208V207H100ZM99 208V209H100ZM108 208H110V207H108ZM108 208H104V209H108ZM113 208L114 207H112V210H113ZM116 208V207H115ZM134 208H136V206L134 207ZM133 208V209H134ZM153 208V209H154ZM165 208V207H164ZM14 209V208H13ZM12 209V210H13ZM20 209H21V207H20ZM26 209H28L27 208V206H26ZM25 209V210H26ZM69 209V208H68ZM119 209H121V208H119ZM137 209V208H136ZM162 209V208H161ZM167 209V208H166ZM143 210H145V208H143ZM165 210V209H164ZM173 210V209H172ZM9 211V210H8ZM27 211H29V214H30V216H31V213H30V209L29 210H27ZM26 211V212H27ZM31 211V212H32ZM58 211V210H57ZM64 211V210H63ZM70 211H69V213H70ZM100 211V210H99ZM103 211V210H102ZM105 211V210H104ZM110 211V210H109ZM116 211H117V208H116ZM138 211H139V208H138ZM146 211V210H145ZM149 211H151V210H149ZM149 211H148V213H149ZM181 211H182V209H181ZM2 212V211H1ZM10 212H12V211H10ZM20 212V211H19ZM58 212H61V211H58ZM66 212H68V210H66ZM96 212V211H95ZM113 212V211H112ZM152 212V211H151ZM160 212V211H159ZM18 213V212H17ZM65 213V212H64ZM63 213V214H64ZM70 213V214H71ZM109 213H111V211L109 212ZM118 213H119V211H118ZM134 213V212H133ZM133 213H132V215H133ZM135 213H137L136 211H135ZM2 214V213H1ZM12 214V213H11ZM27 214L28 213H25V215L27 216ZM54 214H55V212H54ZM61 214V213H60ZM115 214V213H114ZM131 214V213H130ZM152 214V213H151ZM157 214H159V213H157L156 212V215ZM3 215V214H2ZM18 215V214H17ZM62 215V214H61ZM60 215V216H61ZM112 215H113V213H112ZM118 215V214H117ZM138 217H139V213L138 214H136ZM149 216H150V214H148ZM154 215H155V213H154ZM161 215V214H160ZM5 216V215H4ZM25 216V217H26ZM52 216H53V214H52ZM52 216H51V218H52ZM64 216V215H63ZM82 217H84L83 215H81ZM102 216H103V214H102ZM115 216H116V214H115ZM135 216V215H134ZM137 216H135V217H137ZM2 217V216H1ZM24 217V218H25ZM54 217V216H53ZM96 217H97V215H96ZM99 217V216H98ZM101 217V216H100ZM117 217H120V216H117ZM145 217H147V216H145ZM158 217H160V216H158ZM8 218V217H7ZM35 218H37V220L36 221H38V222H34V220H35ZM50 218V219H51ZM55 218V217H54ZM79 218V217H78ZM113 218H114V216H113ZM141 216H140V220H141ZM148 218V217H147ZM146 218V219H147ZM22 219H23V217H22ZM21 219V220H22ZM26 219H28V218H26ZM29 219H31V218H29ZM45 219V220H44ZM62 219H63V217H62ZM62 219H59V220H62ZM66 219V218H65ZM102 219H104V217L102 218ZM101 219V220H102ZM108 219H111V217L109 216V218ZM137 219V218H136ZM135 218L133 219V221L134 220H136ZM139 219V218H138ZM137 219V222L139 221ZM143 219H144V217H143ZM142 219V220H143ZM146 219H144V222H146ZM68 220V219H67ZM73 220V221H72ZM72 220H69V224L67 225V227L66 226H64V225H59L58 227H56V233H58V235H66L67 234V231H68V229H69V231H70V229L73 231L76 227H77V224L75 223L76 221H74V219H72ZM107 220V219H106ZM118 220V219H117ZM119 220H120V218H119ZM78 221H79V219H78ZM93 221H94V219H93ZM95 221H96V219H95ZM104 221V220H103ZM116 221V220H115ZM189 221L190 220H188V223H189ZM22 222H23V220H22ZM68 222V221H67ZM81 222V221H80ZM96 222H99V221H96ZM109 222H111L110 220H109ZM116 222H118V221H116ZM116 222H114V223H116ZM194 222H196L195 220H194ZM18 223V222H17ZM27 223V222H26ZM49 223V222H48ZM54 223V222H53ZM55 223H56V221H55ZM62 223V222H61ZM85 223H86V221H85ZM89 223V222H88ZM95 223V222H94ZM106 223H107V221H106ZM119 223H121V222H119ZM119 223H117V224H119ZM123 223V222H122ZM19 224V225H20ZM28 224V223H27ZM45 224H47V223H45ZM59 224V223H58ZM58 224H56V225H58ZM63 224V223H62ZM84 224V223H83ZM101 224V223H100ZM105 224V223H104ZM110 224V223H109ZM134 224H135V226H136V223L134 222ZM17 225V224H16ZM97 225H98V223H97ZM103 225V224H102ZM121 225V224H120ZM139 225H140V223H139ZM138 224H137V226H139ZM141 225H142V222H141ZM140 225V226H141ZM144 225V224H143ZM146 225V224H145ZM144 225V227H146ZM190 225H191V223H190ZM196 225V224H195ZM27 226V225H26ZM53 226V225H52ZM83 226V225H82ZM85 226V225H84ZM87 226V225H86ZM89 226H90V224H89ZM89 226H88V228H89ZM94 226H96V225H94ZM98 226H100V225H98ZM104 226V225H103ZM119 226V225H118ZM134 226V227H135ZM136 226V228H138ZM187 226V225H186ZM192 226V225H191ZM190 226V227H191ZM49 227V226H48ZM55 227V226H54ZM81 227V226H80ZM133 227V228H134ZM161 227V226H160ZM159 227V228H160ZM185 227V226H184ZM192 227H194V225L192 226ZM196 227V226H195ZM211 228H213L212 226H210ZM50 228V227H49ZM53 228V227H52ZM92 228V227H91ZM95 228V227H94ZM135 228V229H136ZM155 228V227H154ZM162 228V227H161ZM177 228V227H176ZM187 228H188V226L186 227V229L185 230H187ZM197 228V227H196ZM200 228V227H199ZM55 229V228H54ZM77 229V228H76ZM98 229V228H97ZM141 229V228H140ZM146 229V228H145ZM171 229H173V228H171ZM178 229H179V227H178ZM189 229V228H188ZM191 229V228H190ZM53 229H51V231H52ZM79 230V229H78ZM92 231H93V229H91ZM99 230V229H98ZM134 230V229H133ZM136 230H138V229H136ZM161 230V229H160ZM174 230V229H173ZM177 230V229H176ZM175 230V231H176ZM192 230V229H191ZM195 229L193 228V231H194ZM81 231V230H80ZM111 231V230H110ZM139 231V230H138ZM147 231L149 232V230L147 229ZM179 231H181L180 229H179ZM184 231V230H183ZM198 231V230H197ZM76 232V231H75ZM105 232V231H104ZM115 231L113 230V233H114ZM117 233H119L118 231H116ZM137 232V231H136ZM147 232V233H148ZM187 232H188V230H187ZM191 232V231H190ZM199 232V231H198ZM197 232V233H198ZM70 233V232H69ZM85 233H86V231H85ZM84 233V234H85ZM88 233H89V231H88ZM88 233H86L87 235V237L86 238H88V239H90L91 237H93V236H95V235H93V236H91L92 234H88ZM102 233V232H101ZM121 233V232H120ZM128 233V232H127ZM139 233V232H138ZM151 233V232H150ZM155 233H157V232H155ZM182 233V232H181ZM192 233V232H191ZM194 233V232H193ZM196 233V234H197ZM23 234V233H22ZM72 234V233H71ZM74 234V233H73ZM76 234V235H75ZM74 234V236H77V233H75ZM81 234H83L82 232H81ZM84 234H83V236H84ZM103 234H105V233H103ZM106 234H107V232H106ZM123 234V233H122ZM121 234V235H122ZM131 234V233H130ZM145 234L146 233H142L141 232V234H140V238H142V240L139 238L138 240H137V242L136 243H134V242H131L130 240L128 241L127 239H128V237H127V239L126 240H122L123 239V235L121 236V240L118 238L117 240H115V241H113V243H114V245H116V243H117V245L121 248V249H119V251L121 250V251H123V253L126 251V256L124 257V259H122V258H120L119 257V254H118V256L116 257V255H115V251H114V249H115V247L113 248V246H112V248H110L109 247V245H108V243H107V247L106 246H104V243H103V247L101 248V250L103 249H105L107 252H108V254L110 255H112L111 257H110V260L112 259V261H110V260H107V261H109V262H107V261H105V259H104V262H107V263H105V264H146V260H147V257H149L150 256V258H151V256L152 255H154V254H152V255H148L147 256V247H151V246H148V242L150 241H145V238H147V237H145ZM153 234V233H152ZM200 234V233H199ZM27 235V234H26ZM54 235V234H53ZM80 235V234H79ZM115 235H116V233H115ZM136 235V234H135ZM139 235V234H138ZM162 235H164V234H162ZM178 235V234H177ZM180 235V234H179ZM179 235H178V237H179ZM192 235V234H191ZM194 235V234H193ZM7 236V235H6ZM101 236H102V234H101ZM104 236V235H103ZM109 235L107 234V236H106V238L108 237ZM132 236V235H131ZM150 236V235H149ZM153 236V235H152ZM171 236V235H170ZM180 236H182V235H180ZM185 236V235H184ZM187 236H189V234L187 235ZM200 236V235H199ZM198 236V237H199ZM202 236V235H201ZM200 236V237H201ZM53 237V236H52ZM70 237H71V235H70ZM69 237V238H70ZM73 237V236H72ZM79 237V236H78ZM78 237H76L75 239H76V241H77V238ZM115 237V238H116ZM145 237V238H144ZM156 237V236H155ZM162 237H164V236H162ZM3 238V237H2ZM8 238V237H7ZM6 238V239H7ZM38 238V239H39ZM57 238V237H56ZM59 238H61V237H59ZM69 238H67V239H69ZM94 238V237H93ZM105 238V239H106ZM114 238V237H113ZM137 238V237H136ZM160 238V237H159ZM181 237H179V239H180ZM195 238V237H194ZM64 239H65V236H64ZM71 239V238H70ZM73 239H74V237H73ZM87 239V240H88ZM95 239V238H94ZM108 239V238H107ZM109 239H111V238H109ZM135 239V238H134ZM148 239V238H147ZM153 239H155L154 237H153ZM158 239V238H157ZM161 239V241H162V238H160ZM160 239H158V240H160ZM167 239V238H166ZM166 239H164V240H166ZM36 240V239H35ZM57 240H58V238H57ZM60 240V239H59ZM58 240V243L60 244V241ZM62 240H63V237H62ZM66 240V239H65ZM64 240V241H65ZM79 238H78V242H79ZM82 240V239H81ZM80 240V241H81ZM86 240V241H87ZM98 240H99V238H98ZM100 240H103V239H100ZM99 240V241H100ZM112 240V239H111ZM164 240H163V242H164ZM178 240V239H177ZM177 240H175V242L177 241ZM195 240H197V236H196V239ZM201 240V239H200ZM200 240L198 241V242H200ZM67 241V240H66ZM69 241V240H68ZM75 241V240H74ZM73 241V242H74ZM91 241H93L94 242V244H95V241L94 240H91ZM109 241V240H108ZM153 241V240H152ZM155 241V240H154ZM170 241H172V240H170ZM179 241V240H178ZM181 241V240H180ZM186 241H187V239L185 240V242L184 243H186ZM189 241H191L190 239H189ZM203 241V240H202ZM215 241V240H214ZM213 241V242H214ZM220 241H222V240H220ZM220 241H218V246L220 245L219 244V242ZM27 242V241H26ZM73 242H71V244H75V243H73ZM82 242H83V240H82ZM81 242V243H82ZM85 242V241H84ZM88 242V241H87ZM89 242H90V240H89ZM97 242V241H96ZM107 242V241H106ZM106 242H105V244H106ZM196 242V241H195ZM194 241H193V243H195ZM204 242V241H203ZM212 242V243H213ZM223 242V241H222ZM45 243V242H44ZM54 243H57L56 241H54ZM70 242H68L67 244H69ZM80 243V244H81ZM91 243V242H90ZM98 243V242H97ZM97 243L95 244V245H97ZM102 243V242H101ZM149 243H152V242H149ZM162 243V242H161ZM165 243V242H164ZM177 243H179V242H177ZM183 243V242H182ZM188 243V242H187ZM186 243V245H188ZM190 243V242H189ZM192 243V241H191V244H193ZM201 243V242H200ZM204 243H206V242H204ZM211 243V242H210ZM215 243H217V241H215ZM34 244V243H33ZM85 244V243H84ZM87 244V243H86ZM154 244H155V242H154ZM153 244V245H154ZM202 244V243H201ZM200 244V245H201ZM207 244H209V243H207ZM214 244V243H213ZM213 244H209V246L210 245H213ZM50 245V244H49ZM52 245V244H51ZM61 245V244H60ZM79 245V244H78ZM82 245V244H81ZM89 245V244H88ZM93 245V244H92ZM94 245V246H95ZM99 245V244H98ZM102 245V244H101ZM116 245V246H117ZM152 245V244H151ZM152 245V246H153ZM157 245H159V242H158V244ZM167 245H168V243H167ZM203 245V244H202ZM57 246V245H56ZM59 246V245H58ZM63 245H61V247H62ZM68 246V245H67ZM71 246V245H70ZM77 246V245H76ZM76 246H74V249L72 248V249H69V248H67V247H63V248H61V247H59V251L61 252L60 254L62 255L61 256V259L60 260H58V262H62L63 264H88L87 262H85V260H86V258H83L82 256L84 255V254H82L81 253V257H79V258H71V255H68V256H70V257H67L66 256V253L68 252L69 254H70V252H75V251H77V253H78V250H76L75 248H76ZM83 246V245H82ZM82 246H80L79 245V247H82ZM85 246H87V245H85ZM90 246H91V244H90ZM155 246H156V244H155ZM154 246V247H155ZM178 247H180L179 245H177ZM189 246V245H188ZM191 246V245H190ZM217 246V245H216ZM218 246H217V248H218ZM28 247V246H27ZM52 247H53V245H52ZM78 247V246H77ZM92 247V246H91ZM99 247V246H98ZM104 247H106V248H104ZM168 247V246H167ZM174 247L175 246H173V251L175 252L174 253V255L175 256H177V254H179V253H177L176 254V252H177V250H176V248L174 249ZM183 247H187V246H183ZM182 247V248H183ZM192 247H193V245H192ZM200 247V246H199ZM212 247V246H211ZM47 248V247H46ZM54 248V247H53ZM61 248V249H60ZM151 248H153V247H151ZM150 248V249H151ZM158 248H159V246H158ZM164 248V247H163ZM181 248V247H180ZM194 248V247H193ZM204 248V247H203ZM49 249H50V247H49ZM48 249V250H49ZM82 249H83V247H82ZM94 249H96V248H94ZM94 249H93V251H94ZM157 249V248H156ZM162 248H160V250H161ZM201 249V248H200ZM208 249V248H207ZM56 251H57V249H55ZM84 250V249H83ZM83 250L81 251V252H83ZM90 250H92V249H89V253H91L90 252ZM98 250V249H97ZM155 250V249H154ZM158 250V249H157ZM159 250V251H160ZM186 250H188V249H186ZM197 250V248L195 249V250H190L189 252H190V254L192 255H197L199 252H197L196 251ZM55 251V252H56ZM86 251H88V249L86 250ZM106 251L104 252V254L106 253ZM118 251V250H117ZM119 251H118V253H119ZM151 251H153V249L151 250ZM158 251V252H159ZM179 252H181L180 250H178ZM183 251V250H182ZM198 251H200V250H198ZM207 251V250H206ZM209 251V250H208ZM207 251V252H208ZM15 252V251H14ZM22 252V251H21ZM58 252V251H57ZM80 252V251H79ZM95 252H97V251H95ZM150 252V251H149ZM154 252H156V253H158L156 250L154 251ZM184 252H186V251H184ZM202 252V251H201ZM77 253H75V254H77ZM83 253H85V252H83ZM94 253V252H93ZM101 253V252H100ZM99 253V254H100ZM103 253V252H102ZM101 253V254H102ZM152 252H150V254H151ZM168 253V252H167ZM188 253V252H187ZM186 253V254H187ZM197 253V254H196ZM203 253V252H202ZM201 253V254H202ZM206 253V252H205ZM204 253V254H205ZM63 254H65V255H63ZM74 254V255H75ZM88 254V253H87ZM95 254V253H94ZM162 254V253H161ZM161 254H160V256H161ZM165 254V253H164ZM164 254H162V256H164ZM181 254H184L183 252H181ZM180 254V255H181ZM78 256L80 255V254H77ZM97 255V254H96ZM109 255H107V256H109ZM159 255V254H158ZM157 255V256H158ZM168 255L169 256H171L172 257V255H170L169 253H168ZM185 255V254H184ZM199 255H200V253H199ZM208 255H209V253H208ZM53 256H56L55 254L53 255ZM85 256L86 257H88L86 254H85ZM91 255H89V257H90ZM95 256V255H94ZM105 256V255H104ZM155 256V255H154ZM168 256V259L169 258H171V257H169ZM174 256V257H175ZM188 256V255H187ZM202 256V258H204L203 256L204 255H201ZM200 256V257H201ZM207 256V255H206ZM76 257V256H75ZM92 257V256H91ZM96 257V256H95ZM116 257V258H115ZM165 257H166V255H165ZM178 257H180L181 258V256H177L176 258L178 259ZM185 257V256H184ZM37 258V257H36ZM69 258H70V260H69ZM80 258H83V259H80ZM93 258V261L94 260H96L94 257H92ZM91 258V259H92ZM155 258V257H154ZM161 258H163V257H161ZM187 258H189V256L187 257ZM191 258V257H190ZM197 258V257H196ZM206 258V257H205ZM204 258V259H205ZM38 259V258H37ZM53 259H55L54 257H53ZM56 259H59V257L58 258H56ZM55 259V260H56ZM109 259V258H108ZM149 259V258H148ZM156 259V258H155ZM182 259H183V257H182ZM194 259V258H193ZM193 259H192V261H193ZM203 259V260H204ZM87 260H89V259H87ZM99 259H97L95 262H93L94 264L95 263H97V264H99V263H101L100 261H98ZM101 260V259H100ZM170 260H172V259H170ZM209 260V259H208ZM150 261H151V259H150ZM189 261V260H188ZM12 262V261H11ZM35 262V261H34ZM51 262H54V261H51ZM56 263V262H55ZM90 263V262H89ZM103 263V262H102ZM51 264V263H50ZM57 264V263H56ZM104 264V263H103ZM159 264H161V263H159Z\"/></svg>",
	"mask_w": 264,
	"mask_h": 264
}]
</instances>
